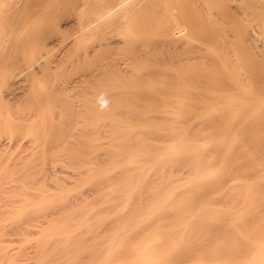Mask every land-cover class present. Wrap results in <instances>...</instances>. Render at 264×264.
I'll use <instances>...</instances> for the list:
<instances>
[{
    "label": "rangeland",
    "instance_id": "374dc122",
    "mask_svg": "<svg viewBox=\"0 0 264 264\" xmlns=\"http://www.w3.org/2000/svg\"><path fill=\"white\" fill-rule=\"evenodd\" d=\"M26 1H29L30 2L31 0H23V1L20 0L18 2H13L12 3L13 6L11 5V7L9 9V13L10 14L4 13V15H3V17L5 16L4 19H2V16H0V19L3 20V21L0 20V22L1 23L3 22V24L5 25L4 26L2 24V26L4 27V31H3V28H1L2 26L0 27L1 28L0 29V35L5 34V36H6V34H8V32H10V36H9V38H10L9 40L10 41L9 42H11V39L13 37H15L14 34H13V31H14L15 35H16L17 32L20 33V31H17V29L20 26H17V25L15 26V24L20 21V19H18V17L24 16V13L20 16V14L22 12H25V14H28L27 12H29V10L31 8V4H30L31 2L30 3L29 2L26 3ZM19 2H20V4H18ZM22 2H24L27 5H28V3L30 4L29 5L30 7L27 6L28 7V10L26 9L27 12L25 11V8L23 7L25 5H23ZM173 3H174V0H164L162 6H160V8L162 10H164L163 7L166 8V6L173 5ZM194 3L197 6L196 9H193V8H191L189 6L188 7H185L184 4L179 3V8L177 10H175V12H176L177 15H180V12L179 11H181V10H184V11L187 12L186 15H185L186 18L188 17L187 18V24H185L184 26H182L184 28V31L181 32L183 35L177 41V45L179 46V45H183L186 42H189L190 45L193 46V51L189 55L190 56V59H191L190 62L195 63V65H197V67H196L197 69H196V72L195 73L199 72V73H197V74H199L198 76H196V74H194V73H191V74H194V76L192 75L194 79H195V77L197 78L195 81L193 80L194 81V84L196 83L195 84L196 86L194 85L195 86V89L197 88V89H200L199 91H202V89L205 88L206 89V90H204L205 91V94H207L210 91L209 94H208L209 96L207 95L208 97L206 98L205 95L202 96V94H204L203 91H202L203 93H201V95H200L198 93L199 92L198 90H193V93L194 94H195V92L197 93L195 95L193 94L195 96L194 99H196V97H197V99L199 101L198 100H196V101L199 102V103L201 102V104H200L201 106L204 105V104L206 105L207 103H208V105H209V103H210V105L212 103H214V105H215V104H218L219 103L218 102L219 100H221L219 98V97H221L220 96L221 95V92H223V93H226V92L232 93L233 92L234 93L236 91V93L239 94L240 91L239 90H236L237 88H235L234 83H232L228 78H226L227 73L229 72V71L227 72V69L228 70L230 68L233 69L232 67H234V65H236L235 64V60H238V59L242 63H244V65L246 63L247 66L245 65L244 66V69H245V67H247L246 68L247 75H250V76L252 75V77H251L252 79L251 80L253 81V85H252L253 88L251 89V87H248L249 85L247 87L249 89H251V90H255V91L257 90L256 91L257 94L260 93V95L264 96V0H196V1L194 0ZM21 4H22V6H21ZM19 6L21 8H19ZM164 12H165V10H164ZM16 13H17V16L18 17L16 16ZM6 17H8V19L10 18V20H6ZM14 17H15V19L17 21H15ZM160 18H161V21L163 20L162 23L165 22L166 14L164 16L160 17ZM5 20L9 24L11 23V20H12V23L10 25H11V27H13V29L11 27H9V24H7V22ZM155 21L157 22V20H155ZM60 22H61V25H62V27L64 29L65 34H66V37H65L66 40L65 39H62L61 37H57V36L54 37V38H50L49 39V41L51 42L50 47H52V49H53L52 50L53 52H51V54L53 53V57L52 56H49V58L47 57L50 60L59 59L60 56H61V58H64V56L67 57V52L69 53L71 51L70 54H72L75 51L76 47H77V46H75L76 44L75 45L72 44L73 45V48L71 47L72 45L69 47L70 49L68 48V50L65 48L66 43L72 42L71 40H73V38H75L74 37L75 36V31L78 30L77 29L78 28V24L75 21H74L75 22L74 23V22H71V20L69 21L68 19L62 20ZM18 25H21V23H19ZM14 26H15V28H14ZM5 27L7 28L6 29V32L7 33L5 32ZM146 27H145V29H148L149 28L148 30H145L146 32L147 31L152 32L150 30V27L148 25ZM154 27L151 26V29H154ZM165 27L166 26H163V28H165ZM27 28H26V30H27ZM30 28L31 27L28 28L29 29L27 31L28 33L29 32L31 33V29ZM9 29H10V31H8ZM1 30L3 32H5V33H3V32L1 33ZM22 32H24V34ZM25 32L26 31H21V33L23 34L22 35L20 33L22 37L18 33L20 37H17V38H22V39L25 38L26 40L25 39H23V40L18 39V45L19 46L16 45L17 47L11 48V51L10 50L8 51L7 48L9 49L10 48V45H11V47H14L15 44H17V42H15V40H14V42H12V43L9 44L7 41L4 40L5 39L4 38L5 36H0L1 37V39H0V48H1V46L3 44H4V46H6L5 42L8 43L7 44L8 47L7 46L5 47L6 50H3L2 48L0 49V51H1L0 53L1 54H2V52H4V54H2V55L0 54L1 55L0 56L1 62H2V60L5 57V59L3 60V62L4 61L5 62L4 63H1L0 62L2 65L3 64L5 65L4 67L3 66H0V70H1L0 72L1 73L2 72L4 73L6 71L10 72L9 70L12 69L11 71H14V72H10V73H12V74L14 73L15 74L14 80H12L10 82V84H13V86L11 85V87L13 88V89L11 88L12 89L11 91H13V94L14 95L11 94L12 92L11 93L8 92L10 90V88L7 89L8 91H5V93H7L6 95L3 92L6 87H3L4 89L1 88V89H3L2 92H1L2 93L1 95H5V98L3 97L4 98L3 99L4 102L6 101L5 99H8V98H6L7 95L10 94V95H8V96H10L9 97V100H8L9 104L6 103L7 101L5 103L8 104L7 105V110H9V112H11V116L13 115L12 118L14 117L13 120H12L13 121L12 126L14 128L12 127L13 128V131L12 132L10 130H8L9 128H8L7 124L5 123V121H4L5 119L1 120L2 119V117H1V119H0L1 120L0 121L1 122L0 123L1 124L0 125V128H1L0 129V154H1L0 155V160L2 162L4 160V162L6 161V163H2L0 161V164H2V165H0V180H1L0 181V204H1L0 205V214L2 213L0 215L1 216V218H0V228L1 229L0 230H2V227H3V230L0 231V264H86V263L87 264H115V263L118 264V262H120V261L122 262V259L121 258H124V256H125L124 253L126 251V244H124V239L127 238V237H129L128 238L129 241H131L132 239H134L136 241L138 239V236H141L142 235V232H143V230H142V228H143L142 226L143 225L142 224L145 225V223H146L147 220L144 223H141V221H144L145 219H148L149 221H151L148 218L150 216V213L153 215V216L151 215L152 217L150 216L151 219H154L153 217H157L155 215H158L159 214V212H157V211L158 210L160 211V208L158 210L155 209L158 214L154 213L155 212L154 210H153L154 211L153 213L150 212V210H152L150 208L153 207L155 204H157V206L160 205L161 203H164L165 204V202H163V201H165V199L167 198V196H168L167 194H169V193H171V191H173V190H171L172 189L171 187L174 186V185H172L173 184L172 182H174V184L175 183L177 184L178 181H180L178 179H181V181L186 182V181H184L186 179L185 177L188 175L189 177H187V179L190 178L191 177V174L192 175L195 174L194 173L195 170L197 171V169H198V168L196 169V167H194L193 165H192L193 167L192 166H190V167L187 166V168L184 169V167H186V165H190L191 164V161L190 160H187V162L190 161V164H186L187 163L186 160L185 161L183 160L184 162H186L185 165H184V162H183V165H182L181 164L182 162H180V161H179V164H175L178 161H175V163L173 162L174 163L173 164L172 161L169 160V162H171L172 165H175V167H173V168L172 167L170 168L169 166H172L171 163H168L166 161L167 162L166 168L164 167L166 162L164 163V165L161 166V167H164L165 168V171L160 170L161 168L159 167V170H160V172H159L158 170H156L157 168H155V171L158 172V173L156 172V174H153V173L150 172V171L154 170L153 168H152V170H150V168H148L150 170L149 173H148V175L151 173L150 175L153 174L156 177V179L155 178L152 179L151 176L149 175L148 178L150 179L151 182L149 180L148 181L146 180L147 182H145V181L144 182H141L143 180H139V182H136L139 185L134 183L136 185V188L138 187V189H135V191H136L135 192V195L137 194L140 197L137 198V195L135 196L134 194H132L134 191L132 193L130 192L131 194L129 193V195L131 197H132V195H134L132 198H130V200L132 199L134 201H132V200L129 201V199H128L129 197L127 198V196H129V195L128 194L127 195L124 194V190H125L124 188L125 187L122 184H124L123 182H126L127 183V181H125V179L127 180L128 177L126 178L125 176L134 175V174H137L139 172V170H137L134 167V165L136 166L137 163L136 164L135 163L134 164L132 163L133 166H132V164H130V166H132L131 167L132 169L130 167H125V166H122V165L121 166L119 165L117 167L116 165H112L113 163L111 164V161L112 160L114 161V159H117V158H119V156H121V154L119 152V148H120V150L121 149L122 150L124 149V151H125V148H127L125 146H124L125 148H122L121 147V146H123L124 143L121 146L120 145L119 146H114L116 143L113 145V143L111 142V140L114 139V137H116L115 135L117 133L119 134V130H121L120 128L118 129V126H116V125L119 123L118 125L122 126L123 127L122 129H124V130H125V127H127V126H125V124L128 121H129L128 122L129 123V126L134 127L131 124H134V125L135 124H139L137 126L140 129L142 127H139V126H141V125H143L145 123L148 124V127H147V125H145L146 126V129H149V123H153L152 124L153 126L155 124L157 125V127L158 126H161V129H162V125L163 124H164L163 126H166V125L168 126L171 123L174 125V123L172 122L173 115H170L169 112L165 111L167 109V106H170V107H168L169 110L172 107L171 106L172 103L171 104L168 103V100L171 98V96L165 94V95H167V97L170 96V97H168L169 98L168 100L164 96L161 97V98H166V102H167L166 103L165 102V99L164 100L163 99H160V97L159 98H153L154 100L152 98H151V100L150 99L148 100V97H146V95L143 94L144 96L139 95L141 98H139V96H138V98H139L138 99L137 98V94H131L130 93V96L131 95L133 96V97L131 96L132 98H134V99L137 98L138 99V100H134L133 99L134 100V103H133V102H131L133 100L129 96V93L128 92H127L128 93V96H126V93L125 92L123 94H119L121 92L120 88H117L116 86H113L112 85V84H114V81L111 79L112 76L109 77V74L108 73H105V75L102 74V76L99 75L101 77H97V76H94L93 77L92 75H93V73L95 71V67H94L95 62L97 60H99L100 57L104 56L106 53H109V52L112 51L113 46H111V45H109L110 47H112L111 49H109L110 47L107 48V46L105 45L106 48H104V47L101 48V49H103V50L100 51L101 53L99 52V49H97V52H98L97 55L95 54L97 52H95V53L92 52L91 53L92 55L90 54L89 57L83 58V60L80 59V61L78 60V62L77 61L76 62H72L71 59L70 60L69 59H67V60L65 59L66 61L64 62V64H62L60 66L59 65L56 66V64L53 61V63L49 64L48 66H44V67L41 68L40 67L41 64L39 63V61H44L46 59L43 58V57H41V54L39 56L38 53H35V54L33 53V55H35V58L36 59H35V61L30 62V60H29V58H30L29 57L30 56L29 45H28V47H24V45L27 44L26 42H29V40H27V37L29 36V38H30V35L27 36V34H28L27 33L26 36H25ZM12 34H13V37H12ZM23 36H25V37H23ZM2 37H3V39H2ZM145 38H147V39H145ZM1 40H4L5 42H2ZM6 40H7V38H6ZM143 40L145 42V40L148 41L149 39H148V37H144ZM22 41L25 44H23V43L21 44ZM137 42L139 44V41H137ZM1 43H3V44H1ZM134 43L136 44V42H134ZM134 43H131L132 45L128 43V44H125V46L126 45L127 46H129V45L130 46H133ZM112 45H114V44H112ZM20 46L21 47H24V49H22ZM125 46H124V44H122V45L117 44V45H114L115 48L113 50H115L117 47H125ZM19 47L21 48L20 51H19V49H20ZM50 47H49V49L51 50ZM73 49H74V51H73ZM220 49H221V51H220ZM13 51H14V53H13ZM25 51H27L26 52L27 54L25 53ZM6 52H8V53H6ZM11 52L13 54H15V55H13V60L15 62L13 60L11 62H7L6 61L7 59L9 61L12 59ZM22 53H24V54H22ZM112 54L115 57V55H114L115 53H112ZM112 54H110V55L112 56ZM234 54H236V55H234ZM107 55H106V57H107ZM117 55L118 54H116V57L115 58L113 57V60L114 61L117 60V62L121 66V69L124 70V75L126 77L130 78V77H134V76H144L147 72H151V71H148V69H144V68L140 69L138 67V65H137V61H133L132 59H129L128 56L121 57V54H120L119 55V58H117ZM91 56H93V57H91ZM6 57H9V58H6ZM14 57L17 58V59H15ZM109 57L107 59H105L104 61L101 60L99 63L100 64H103L104 62L111 60L110 58H112V57H110V58ZM75 58L77 59L78 57L76 56ZM216 58L217 59H220V60L218 61ZM222 58H224L223 60H226V61H223V63H222V60H221ZM143 59H144V57H143ZM151 59L153 60V58H151ZM206 59H207V61H206ZM148 60H150V59H148ZM203 61H204V66H203ZM205 61H206V63H205ZM12 62H13V64H12L13 66L9 67V65ZM159 62H160V67H159L160 69L158 68L156 72H160V73H156L157 75L154 78L155 81L157 82L156 79H158L159 81H164V82H166V81L168 82L169 81V82H172V77H171L170 74H172L174 71L169 66L170 63H171V60L170 59H166L165 57H162L161 59H159ZM224 62H226L227 68H226V66H224ZM5 63H8V64H5ZM207 63H208V65H207ZM32 69H33V71L36 72V76L35 77H34L35 74L33 75V73H32L33 72ZM97 71L103 72V69H98ZM242 71H245V70H242ZM37 72H39V73H37ZM243 73H245V72H243ZM158 74H160V75H158ZM35 78H37V79H35ZM100 80L103 82V84L101 85L102 88L99 85V83H100L99 81ZM107 80H109L107 82L108 84L106 83ZM145 81L146 82L147 81L149 82V80H147V79L144 80V82H142L140 80V82H142V83H145ZM216 81H217V83L215 84ZM218 82H220V83H218ZM255 82H256V84H254ZM197 85H198V87H197ZM214 86H217V87L215 88ZM191 87H192V85H191ZM191 87H190V90L187 89V88L186 89L189 90V91H191L192 90ZM148 88L149 87H146L147 91H144V92L149 93V89ZM167 88H168V86H167ZM170 88L171 87H169L168 89H170ZM210 88H212V91L214 92V94L211 93V89ZM217 88L220 89L219 92L217 91L218 90ZM146 89L143 88V90H146ZM151 89H153V88H151ZM168 89L167 90L165 89L166 91H168L167 93H169V92L171 93L172 90L170 89L171 91H169ZM208 89H210V90L208 91ZM25 91H26V93H25ZM163 91H164V89L162 90V92ZM184 91L182 90V92H184ZM186 91H185V93H186ZM189 91H187V92L189 93ZM151 92L153 93V91H151ZM151 92H150V94H152ZM157 92H158V90H157ZM173 92L171 93L172 97H174V95H175V94L173 95ZM215 92H217V93H215ZM256 92H254V93H256ZM164 93H165V91H164ZM180 93H179V96H177V97H180L181 95H183V96H181V98L184 97L182 100L183 101H186L187 98L185 96V93H181V95H180ZM236 93H234V94H236ZM47 94H48V96H47ZM153 94H155V93H153ZM190 94L191 93H189V95ZM211 94H213V95H211ZM123 95H124V97H123ZM135 95H136V97H135ZM161 95H164V94H159V96H161ZM186 95H187V93H186ZM189 95L187 97H189ZM215 95L217 96V98H216ZM14 96L16 97V99H15ZM39 96L42 99L41 102L43 103V108L45 107L44 109H46L44 111H46L47 113L50 112V114L49 113L47 114L45 112V115L43 113H41V115L42 114L43 115H42V117H41V115L39 116L40 119H39V117L36 118V116H37L36 115V112H38V110L40 108V106L38 105V104H40V102H38V97ZM10 98H12V99L10 100ZM22 98H24V100ZM174 98H173V100H174ZM191 98H193V97H190L189 100ZM125 100H128V101H126V103H125ZM54 101H56V102H54ZM138 101H140V102H138ZM163 102H164V104H163ZM197 102H195V100H194V103H197ZM167 104H169V105H167ZM198 104H196L194 107L196 108V106H198V109L197 108L196 109H197V111L198 110L200 111V108L199 107H201V106L198 105ZM148 105H150V106H148ZM159 105H160V107H159ZM128 106H131L133 109H131V107L129 108ZM46 107H48V108H46ZM55 107H56V109H55ZM43 108H42V110H43ZM70 109H72V110H70ZM145 109H147V110H145ZM151 109H154L155 111L154 110H151ZM157 109H159V110H157ZM162 109H163L164 112L162 111ZM171 109L173 110V108H171ZM126 110H127V112H124ZM138 110H142L144 112L145 116H147V117L146 118H144V117L142 118L143 112H142V115H137L138 112H140ZM261 110L259 109V111H258L257 109H255V110H252L251 109L250 116H249V117H251V120H248L250 118H248V115L245 112L243 114L241 113L243 116L240 115V116H242L243 120H244V116H246L245 119L248 118V119H246V121H244V125L247 126V124H248V126H247L248 128H246V130L243 129L244 126L242 124L243 123V120H242V123H240V124H242V126L239 124V127L240 126L243 127L242 129L245 132L242 131L241 129H240V131L242 133L243 132L244 133L248 132L246 134L247 135L249 134L248 136L251 139L249 137H247V135L245 136L244 133L243 134L241 133V135H243V136L249 138L250 140H252L253 142L249 140V142L250 143L252 142V144L253 143L256 144L257 141H259V143L256 144V146H257L258 149L256 147H254V149H253L252 148L253 145L252 144L250 145V143H248V144L245 143V141H248V139L246 140L245 137H243L245 140L242 143L247 144L248 147L245 146V145H243V144H241L242 148L240 149V147H241L240 146L237 149L239 152H237V150H236L237 155L238 154H240V155L242 154L241 155L242 157L241 156L240 157L237 156L238 157L237 160L238 161L240 160L241 162H242L241 158L243 159V156L244 155L246 156V157L245 156L244 157L247 160L249 152L252 153V155L250 154V156H252L253 158L250 157L249 159L250 160L253 159V160L251 161L252 162L251 163L252 165L250 164L249 168L246 167V165H247L246 162L244 163V161H243V163L245 165L242 166L239 163L240 161L239 162L238 161H235V165H236V162H238L237 165L240 164V166L241 167H244V168H239V167L236 168L235 165H234L233 171L230 172V171L227 170L228 173L227 174L224 173V175L221 172L222 174L220 173L221 174L220 177L221 176L222 177L219 178V180L216 183L214 182V185H212L213 183L210 180V182L212 184L210 182H204V183H207V184L209 183V185L211 184V186H209L207 184H206L207 185L206 186L204 183H202V184L198 185V187H194L193 186L195 188L194 190L193 189H190V188H193L190 185H189V187L187 186L188 193L191 192V191H189V189L195 192V190H197V189L199 190V188L201 189L203 187L201 191H199V192L197 191L196 194L194 193V195H195L194 197L192 196L193 194H191V193H190L191 196L190 195H187L188 193H186L187 192V190H186L187 188L186 187H185L186 188L185 189L186 192H184L185 190L183 191L182 188H180V187H182L181 185H185L186 186L187 184H183L181 182L180 187L178 185V189L180 188L178 191H180V192L183 191L180 195L176 191V194L179 197L180 196H183L184 195L183 193H185V196L187 195V198L185 196H183V199H185V198L188 199V196H190L191 198H193L194 201L193 202L191 201V205L190 206H192L194 204H195V206H192V210H194L195 207H197V206H198L197 208H199L202 205L201 204L202 201L205 202V200H206L205 205L206 204L207 205L208 204L210 205L211 203L209 202V199L212 200V198L213 197L215 198L216 195H218L219 197L217 196V198H215L216 200L215 199L213 200V203H212L213 205H211L213 207H217L219 209V207L221 205H223V208H224V211L225 212H226V209L227 210H230V211L231 210L233 211L234 207L237 206V205H238L237 207H239V208L240 207H243L242 205H240V204H242V203H240L241 201H239L242 198H240V197H238L236 195L235 196L238 197V199L236 197H234V196H231V197L230 196L229 197L227 196L229 194L226 193V186H227L228 182L229 183L230 182L232 183L236 179H239L240 180L241 178L242 179L244 178L245 180H250L252 178V175H256V174H260L261 172H264V167H263L264 166V147H263L264 146V112H263L264 111V108H262ZM32 111H33V113H32ZM72 111H73V113H72ZM149 111H150V113L148 114ZM152 111H154V112H152ZM253 112H255V113L257 112L256 118H255V116H254L255 114ZM94 113L95 114H98V115H95ZM159 113L160 114L162 113V114L160 115ZM223 113H226V112H222V113L219 112V116L222 115V116H220L221 119L218 116V114H217V117H216V115L212 116V117H214L215 120L210 116V119L211 118L213 119V120L211 119V121H212V123L214 125L218 126L217 123L219 124V122H220L219 125H221V128H222V126L224 124H226V122H224V124H222L221 122L225 121V119L228 121V119H227L228 116L226 117V115L229 114L230 112H227L225 115ZM251 114H252L253 118H252ZM28 115L32 119H30L29 117H27ZM51 115H53V116H51ZM113 115H114V118H113ZM167 116H168V118H167ZM170 116H172V117H170ZM179 116H181V115H179ZM179 116H178V120L179 121L182 118L183 119L186 118L184 115H182V117H179ZM229 116L231 118H233L232 115H229ZM240 116L238 115V116H234V117H235V119H236V117H238V119H239ZM124 117L127 120H125ZM164 117H166V118H164ZM6 118L8 119L9 117H6ZM94 118H95V120H94ZM170 118H171V120H170ZM179 118H181V119H179ZM188 118L186 120H188ZM206 119L208 120V118H206ZM37 120H39V121H37ZM44 120H46V121H44ZM119 120H123L122 121L123 123L121 121H119ZM184 120L181 121V123L183 122L182 124H184ZM186 120H185L186 123L188 121L190 122V120H188V121H186ZM240 120H241V117H240L239 121ZM41 121H42V123L40 124ZM203 121L205 123V120H203ZM203 121L202 120L200 121L201 122L200 125L204 124ZM247 121H248V123H247ZM249 121L252 124H250ZM93 122H95L97 125H94L95 123H93ZM116 122H118V123L116 124ZM206 122H209V123H206V125L207 124H209V125H207V126L206 125H203V127L206 126L205 129H207V128L209 129L210 126H211V128L209 130L207 129V132H206V130L202 126L201 127H198V126L195 125L194 128H196V127L197 128H200V129L202 128L203 129L202 134H205V133L206 134H208V133L209 134H215V132L217 134V131L218 130L215 131V132H213V131L215 130V128L217 129L219 126L218 127H216V126L214 127V125L210 122V120L209 121H206ZM236 122H238V121L236 120ZM245 122L247 124H245ZM46 123H47V125H46ZM114 123L116 124L115 126L113 125ZM120 123H122V124H120ZM182 124L179 123V124H175V125H182ZM210 124L213 125V128H212V125H210ZM126 125H128V124H126ZM171 125L168 126L169 127L168 129L171 128ZM15 127H17L16 130H15ZM36 127L39 128V129H37ZM157 127H156V129H157ZM134 128H136V127H134ZM150 128H151V129H149L150 132H148V130H146V129H144V130H146V132L143 129H141L144 133L142 131H140V132L137 131V128H136V130L133 133H134V135H137L139 133L138 134L139 137L136 136L137 138H134V135H133L134 140L137 141L138 138H141L142 137V139H144V140L141 139V141H144L145 142V140H146V142H151V144H153V145H151L149 143V145H151V147L152 146H155L156 144L157 145L159 144L158 147H157V145L155 146V147H157V150L158 149L160 150V148H161V150L164 149L165 147H163V148L161 147V146H164V145H161L160 146V144H162V143L165 144V145L169 144L170 141L172 140V135L174 134L173 131L172 132H169V130H166V132H169L170 134H168V133L165 132L166 135H164L163 133H160V132H164V130H165L166 127H163V129H164L163 131H161V129H157V131H156L157 133L155 131L151 132L152 130H156L155 128L153 129V127H151V124H150ZM194 128L192 130V132L194 131L193 133H196V134L200 133L201 134V130L202 129L201 130L198 129L200 131L197 133L196 132L197 129L194 130ZM221 128L219 127V129H221ZM116 129L118 130V132L115 131ZM211 130H213V131H211ZM136 131H137V133H135ZM124 132H128V131L126 130ZM141 132H142V134H140ZM111 133H112V135H111ZM218 133H219V131H218ZM122 134H121V136H122ZM125 135H126V133L124 134L123 137H125ZM130 135H132V132L130 133ZM251 135H252V137H251ZM121 136H120V139H123ZM127 136L129 137V134ZM255 136H256V138L254 140V137ZM259 137H260V139L263 138L262 141H260ZM46 138H47V140H45ZM92 138H94L93 139L94 141L97 140L96 141L97 144H100V145H96L97 146V147L95 146L96 148L93 147V149H92V146H94L95 143L92 142L93 141ZM133 138L131 136L130 139L133 140ZM85 139L86 140L87 139L88 140H92L91 141L92 144L94 143L91 146V150L93 152L89 149L90 148L89 145H86L85 147H88L89 146L86 149H89L90 151L89 150H87L86 152L84 151V150H86L83 147L85 145V143H84V140ZM88 140H87V142H88ZM44 141H46V143ZM54 141H55V144L57 145V143H58L60 147L59 146H58L59 148L52 147V151L51 152H50V148H48V150H46L47 144H48V146H50L52 143L54 144ZM87 142H86V144H87ZM260 143H262V144H260ZM80 144H81V146L83 145L82 146L83 149L81 148V146L79 147ZM43 145H44V147H43ZM110 145L111 146L113 145V146L111 147ZM125 145L127 146L129 144H125ZM249 145L252 146L251 147L252 150H250L251 148L249 149ZM258 145H259V147L261 145L260 149H259ZM243 146L246 147V148H248V149L244 148ZM94 148L96 150H94ZM113 148H115V149H113ZM81 149H82V152H83V156L81 155L82 152H80ZM153 149H154V152L157 151V150H155V148H153ZM244 149H246L245 150L246 152L244 151ZM5 150H7L8 152L7 151L5 152ZM41 150H42V152H41ZM151 150H152V148H151ZM43 151H44V153H43ZM54 151H55L56 154L54 153ZM214 151H216V150H212V153H216V152H217L216 154L219 153L218 151H216V152H214ZM121 152H123V151H121ZM3 153H4V155H2ZM50 153H51V155H50ZM92 153H93V155H92ZM222 153H223V151L221 152V154ZM77 154H80V155H77ZM112 154H113V156H112ZM117 155H119V156H117ZM219 155H220V153H219ZM47 157H48V159H47ZM111 157H113V158H111ZM51 158H53V160ZM82 158H84V159H82ZM124 158H125V156H124ZM9 159H10V161H8V163H7V160H9ZM13 159H15V160H13ZM120 159H121V157H120ZM249 159H248V161H250ZM176 165H178V166L176 167ZM26 166H28V167H26ZM100 166H102V167H100ZM112 166H113V168H115V166L117 168L113 169ZM127 166H129V165H127ZM138 166L139 165H137V167ZM103 167H104V169H103ZM121 167H124L123 168V171H122V168ZM245 167H246V169H247L248 172L245 170ZM250 167L252 169H254V170H252ZM21 168L24 169V170H21ZM106 168H107V172L105 170ZM164 168H162V169H164ZM190 168H191L192 171H193L192 168H194L195 170L191 173ZM230 168H231L230 170H232V167H230ZM99 169L100 170H103V171L105 170L104 172L107 173L108 175L106 174V176H105V173L104 172H103L104 174H102L104 176H97V175H95L96 172H99L100 171ZM144 169L148 171V169H146V168H144ZM144 169H143V171H144ZM236 169H237V172L238 171L240 172V174H239V172H238V175L236 174ZM238 169H242V171H240ZM110 171H111V174L109 173ZM130 171L132 173H130ZM155 171H154V173H155ZM227 171L225 170L223 172H227ZM244 171H246L247 174ZM259 171H260V173H259ZM241 172H243V174ZM28 173H30L33 178ZM141 173H142V171H141ZM162 173H164V175ZM173 173H174V175H173ZM188 173H190V174H188ZM45 174H48V175H45ZM143 174H145V171H144ZM232 174L233 175L236 174L237 177H239V175H241V176L242 175H245V176H247V178L245 176L244 177L243 176L242 177L240 176V178H236V176H235V178H236L235 179L234 177H232L233 176ZM262 174H260L261 175L260 177H262L263 178L262 180L264 181V175H262ZM118 175H119V177H118ZM167 175H169V176H167ZM21 176H22V178H21ZM28 176H29V180H28ZM136 176H138V174ZM157 176H158L159 179L157 178ZM160 176H161V178H160ZM229 176L232 177V178H230ZM249 176H250V178H249ZM15 177H16V179H15ZM17 177H18V179H17ZM99 177H100V180H99ZM164 177H166V178H164ZM257 177H259V175L258 176H255L254 178H256L258 181L251 180V181L255 182L256 184L257 183L259 184V185L257 184L258 185L257 186L255 183H253L256 187H254V186L252 187L253 189H256L257 187L259 188V190L257 188L256 191L252 190V191L255 192V193L253 192V194H255V195L252 194L253 195L252 196L253 203H254V200L256 202V203H254L255 204V208H254L255 211L254 212L251 211L253 214L250 213L252 215H250V217L248 216L250 219L248 217H246V219L248 218L247 220H249V223L251 221V223L249 225H251L252 223H254V225H255L257 223V225H255V226L256 227L258 226V227L257 228L256 227H253V228L256 229V230L258 229L257 231H260L261 230V232L264 233V197H263L264 196L263 195L264 194V184H263L264 182H262V180H261L260 177L259 178H257ZM20 178H21V180H20ZM91 178H93V179H91ZM145 178L147 179L146 176H145ZM183 178H185V179H183ZM228 178H230L231 180L234 178L235 180L233 179L232 181H229ZM13 180H15V181H13ZM23 180H25V183L26 184L24 183ZM26 180H27L28 184H27ZM237 181L238 180H236L235 182H237ZM259 181H260V183H259ZM22 182H23V184H22ZM119 182H121V183H119ZM148 182H150V183H148ZM261 182L263 184V187L261 186L262 185ZM168 183H170V184H168ZM17 184H18V186H17ZM24 185H26V186H24ZM135 185H133V186L135 187ZM162 185H164V186H162ZM168 185H172V186H169L171 189L170 188L168 189ZM121 186H123V187H121ZM131 186H129V187H131ZM199 186H202V187H199ZM139 187L140 188L142 187V189H140ZM25 188H26V190H25ZM104 188H105V190H104ZM114 188H116L117 191ZM112 189L114 190L115 193L113 192ZM173 189H174V187H173ZM6 190H7V192H5ZM96 190H97V192L99 194L96 193ZM131 190H133L132 187H131ZM167 190H169V193H167ZM228 190H227V192H228ZM230 190H232V189H230ZM261 190H263V191H261ZM103 191L105 192V194H104ZM118 191H120V192H118ZM164 191H166V194L163 195V196H165V199H161L160 202H159V204H158V201L157 200H159L160 198H163L162 193H164ZM212 191H213V193H216V195H214L213 193H211ZM223 191H224V193H222ZM37 192H40V193H37ZM46 192H48V193H46ZM116 192H117V194H116ZM217 192H219V193H217ZM257 192L258 193H261L262 192V194H257ZM4 193H5V195H4ZM113 193L116 196L115 195H113V196L110 195V194H113ZM120 193H122V194H120ZM208 193H209V195H208ZM210 193L213 194V196ZM152 194H153L154 197L152 196ZM225 194H227L226 195L227 197L225 196ZM256 194L258 196H256ZM45 195H46V197H45ZM117 195L123 196V198L118 197ZM196 195H197V197H196ZM199 195H201V196H199ZM205 195L206 196L208 195V196L205 198ZM230 195H231V193H230ZM18 196H20V197L18 198ZM38 196L39 197L42 196V197L38 198ZM150 196H152L153 199ZM176 196H174V197H176ZM254 196H255V199H253ZM8 197H9V199H8ZM15 197H17L18 201L16 200ZM174 197H173V199L175 200ZM209 197H211V198H209ZM232 197H234V199H232ZM134 198H136V200L139 201V202L135 201ZM148 198H151L150 199L151 201ZM155 198H156V200H155ZM262 198H263V200H262ZM173 199H171V198L169 199L170 201H168L169 202V205L168 206L164 205L166 207V209L164 207V210H167L168 209L167 207H169V206L172 207L171 205L173 203H170V202H172V201L174 202ZM176 199H178V197ZM186 199L184 201L185 203L186 202H190L189 199L188 200H186ZM1 200H3V201L1 202ZM19 200H20L21 203L19 202ZM228 200H229V202H228ZM259 200H260V202H259ZM4 201H5V203H4ZM11 201H12V204L13 205L9 203ZM13 201H15V202H13ZM40 201L41 202H44V204L41 203ZM199 201H201V203ZM6 202H7V205H6ZM39 202H40V204H39ZM130 202H132V203L130 204ZM148 202H150V203H148ZM168 202H166V204ZM235 202H236V204H235ZM90 203H91V205H90ZM138 203L140 204L139 206H138ZM112 204H113V206H112ZM127 204H128V206H126ZM152 204H154V205L152 206ZM189 204L186 203L187 206H189ZM198 204H200V205H198ZM228 204H229V207L231 209L228 206H227L228 208H225V206L228 205ZM234 204H235V206H234ZM16 205H19V206H16ZM70 205H72V206H70ZM133 205H135V207ZM141 205H143L144 207L141 206ZM149 205H151V207ZM186 205H184V208H185ZM214 205H216V206H214ZM253 205H252V209L254 207ZM35 206H37V207H35ZM64 206H65V208H67L69 206L70 207H74L75 206L74 208H72V210L74 209L72 211L74 215L72 214L71 218L69 217V218L66 219L65 215H67V213L68 214L69 213L71 214V211H70L71 209L69 207L68 208L69 209V212H68L67 209H64ZM80 206L82 207L83 210L81 209ZM84 206H85V208H83ZM161 206H163V205H161ZM161 206H158V207H161ZM231 206H233V207H231ZM34 207H35V210H34ZM62 207L67 212L65 211L66 214H64V211H63V214L64 215L62 214L61 215L62 216L61 218H60V215L58 214V216H56V218L51 219V220H48L46 222L47 224L42 222L43 223L42 224L43 227L41 225H40L41 227L39 225H38L39 227L37 226V223L39 222V221H37V219L41 220L43 214L45 215V214H47V213H49L51 211H55V210L62 211L63 210ZM94 207H95V210H93ZM148 207H150V208H148ZM155 207H156V205H155ZM237 207H235L236 210L238 209ZM6 208H7V210H6ZM124 208H126V209H124ZM127 208H129V210ZM131 208H133V209L136 208L137 210L134 209L136 211L133 212L134 210L133 209L131 210ZM144 208L145 209L147 208L146 209V212H144V210H145ZM148 209H149V212L150 213L147 216ZM162 209H163V207H161V212H162ZM169 209H168V211H167L166 214L164 213L165 211L162 212V214L160 212V214H161V216L164 214L165 216L164 215L163 216L165 218H169L168 221L170 222L172 219H174L177 216L176 213H179V212H177V210L175 211L176 213L175 212H172L173 214L175 213V216H174L172 213L169 212ZM189 209L191 210V208H188V210ZM235 209H234V211H235ZM18 210H20V211H18ZM89 210H90L91 213L89 212V214L87 213V215H86L85 213L88 212ZM183 210L184 209H182V214H178V215H181L182 216L184 214L183 213ZM45 211H46V213H45ZM171 211H173V207H172ZM9 212H11V213H9ZM82 212H83V214H82ZM139 212H141V213H139ZM184 212H186V213L187 212L188 213L189 212L190 213H193L192 211H184ZM225 212L224 213L223 212L221 213L222 214V217H220V214L219 215L217 214L218 217H220L218 219L216 218L217 216L215 218L211 216L213 218L212 220L215 221V222H213L212 220H210L211 223L210 222H207L206 223L204 221L207 218L211 219L210 216L205 219V217L207 215H204V218H203V221L205 223L202 220L201 221L198 220V219L202 218L199 215H198L199 218H197L198 216L196 217V219L194 218L196 220V222H194L195 220H193V218H192L191 220H192L193 224L195 223V225L192 224V226L194 227V228L193 227L192 228L194 230H196V231H192V229L191 230L189 229L190 230L189 232H192V233L188 234L189 232H187V234L189 235L188 236L189 238H190V235L191 234H193V235L194 234H197V235H194L196 237V239L198 238L197 236H199V235L201 236V235H204L205 234V237L207 239L204 238L203 236H202V238L199 236L200 237V243H203L202 242L203 240L201 241V239L204 238V239L207 240L206 243L207 244H210L209 245L210 247L212 245V249H213V246H217V248H218L217 251H219L218 254L220 256L217 255L216 253H215L216 255L215 254H213V255L211 254V255L212 256L215 255L214 256L215 257V260L218 259L219 257L220 258L223 257V258H221V261L218 259V261H219V262L217 261L218 264H220V262L222 263V261L224 262L223 259L224 258H227L228 254L230 256H231V254H232V256L233 255L237 256V254H239V255L242 254L243 255L244 253L249 252L250 251L249 249H251L249 247V244H246L247 242H245V239H242L245 242V244H242L244 242L243 241L240 242L241 238L239 240V236L238 235H237L238 237L235 238V236H233V233L234 232L232 231V229L234 227L233 224H237V227L235 225L236 228H238L242 224L245 225V227H248L249 226V225L246 226L247 224H245L246 222H248V221L245 220V216L246 215L245 216L243 215L244 217L242 215L240 216L241 220H242V217H243V220H244V223H241V222H243V220L241 221L240 219H238V221L236 222V221L232 220L231 217H230L231 218L230 219L229 216H228V214L225 213ZM15 213H17L18 215L15 214ZM20 213H21V215H20ZM126 213H127V215H126ZM136 213L138 214L139 217L140 216H143V218L147 217V218H145L143 220H140V218L138 216H135V218H137V217L139 218L138 219L139 221L137 220L138 222L136 223V226H137L136 228L139 229V228L142 227L138 231L136 230V228L135 229L134 228L132 229L133 225L135 227V224L134 223L136 221H134V223H132V221H130V218H132L133 215H137ZM145 213H146V216L144 215ZM139 214H142V215H139ZM224 214H225V216H224ZM85 215H86V217H85ZM128 215H130L132 217H130V216L128 217ZM184 215H187V214H184ZM226 215L232 221L231 224L233 223L232 224V227H231L232 229L229 228L231 226V224H230V221H228L229 219L226 220V218H227ZM189 216H191V215H189ZM13 217H14V219H13ZM35 217H37V218H35ZM162 217H160L159 219L161 220ZM170 217L171 218L173 217V218L170 219ZM224 217H226V218H224ZM34 218H35V220H34ZM113 218H115V220ZM177 218H178V216H177ZM11 219H12V221H11ZM69 219H70V221H69ZM116 219L117 220L120 219V220L117 221ZM176 219H174L172 222H174ZM209 219H207V220L209 221ZM251 219L253 220V222H252ZM84 220H85V222H84ZM64 221H65V224H66V226L64 225L65 226V230H63L64 229L63 227H62L63 229H61L63 231H61L60 228H59V231L58 230L57 231L61 235H59V233L57 234L58 236L57 235H54L56 233L55 232L56 231L55 228L58 229V227L60 225H62V223ZM127 221L128 222H131V224H132L130 226L131 229L127 228V225L128 224L127 225L125 224V223H128ZM149 221H147V222H149ZM153 221H159V220L154 219V220H152V223H153ZM161 221L162 222H166L167 219H166V221L164 219H162ZM218 221H219V223L217 224ZM233 221L236 222V223H234ZM239 221H241L240 222V225H238ZM111 222H113L114 224L113 223L111 224ZM139 222H140V224L142 226H140V224H138ZM172 222H170V223H172ZM199 222H201V223L199 224ZM227 222H229L228 224H230V226L227 225ZM196 223H198L197 226H196ZM25 224H27V225H25ZM33 224H35V225H33ZM149 224H150V222L146 225V226H148L147 228H143L145 230L144 233H146L147 232L146 229L148 230V228L150 227ZM111 225L114 226L116 229L114 227H112ZM189 225H190V223H189ZM29 226H30V228H29ZM32 226H33V229H31ZM125 226H126V230L128 229V231L131 232V233H132L131 230H133V231L136 230V231H134L132 234L130 233L131 236L129 234H127V233H129L127 231L126 234L128 236L127 235L125 236V231L126 230L125 231H121V229L124 230V227ZM26 227L28 229H25ZM50 227L53 228L52 230H50L51 232L49 231V229H51ZM88 227H90V228H88ZM197 227H199V228H197ZM227 227H228V229H227ZM242 227H241V229H242ZM70 228H72V229H70ZM109 228H111V229H109ZM14 229L16 230V232H15ZM76 229H77V231H76ZM78 229H80L81 231L83 230V232H85V233L82 232V234H84L83 236H81L82 234L80 235L79 232H81V231L78 232ZM92 229L95 230V231H93ZM239 229L240 228H238V230ZM233 230L234 231H238L237 229L235 230V228ZM26 231H27V233H26ZM37 231L40 232V233H38ZM46 231H48V233ZM92 231H93V233H92ZM197 231H198V233H197ZM202 231H203V233H201ZM211 231H213V232H211ZM44 232H46V233H44ZM74 232H75V234H74ZM122 232L124 234H121ZM31 233H32V235H31ZM50 233H51V236H50ZM68 233H70V234L72 233V234L70 235ZM77 233H78V236H77ZM115 233H117L118 235H116ZM135 233L137 234V236H136ZM139 233H141V235H139ZM44 234H45V236H44ZM52 235H54L55 237H52ZM223 235H225V236H223ZM47 236H50V239ZM61 236H62V238H61ZM121 236H122V238H121ZM194 236H191V238L194 237ZM57 237H58V239H57ZM70 237H72V238H70ZM80 237H82V238H80ZM232 237H234L235 239L232 238ZM51 238H52V240H51ZM218 238H219V240H218ZM223 238L224 239L226 238L225 239L226 242H225V240H222ZM30 239H32V240H30ZM91 239H92V241H90ZM231 239H234L235 241L237 239V241H236L237 243L236 242L233 243L234 240H231ZM114 240H116V241H114ZM230 240H231V243H229ZM129 241H128V243H129ZM219 241H220L221 244L224 242L222 246L220 245ZM217 242H218V244H217ZM227 242H228V244H227ZM56 243H58V244H56ZM190 243H192V244L189 245ZM194 243H197V242L194 241ZM194 243L193 242H189L188 245L192 247V245ZM200 243H199V245L198 244L197 245L200 246V248H203L202 247L203 245H204V247H206L204 249H207L205 251H208L207 252V256L208 257L211 256L209 253H212V252H215L216 251V248H214L215 250L212 251V249L210 248L211 249L210 250L208 248V246H206V244L203 243V245L201 246ZM50 244H53V245L50 246ZM121 245H123V246L121 247ZM195 245L193 246V248L195 247ZM224 245H226V246H224ZM117 247H119V248H117ZM187 247L188 246H186V249L188 251L189 250H191V251L195 250L193 252H195V253L197 252L196 253L197 254L196 256H198V253H199L200 256H204L205 255L204 257H206V254L203 255L202 254L203 252L200 253L202 249H200L199 247H196V248H198L197 251H196V249H193L192 250L191 247H190V249H189V247L188 248ZM120 248H121V250H119ZM219 248H221L222 252H224L225 255L222 253V256H221V254H220L221 253V250H219ZM231 248H234V249H231ZM242 248H243V250H241ZM111 249L113 250V252H112ZM199 249H200V251H199ZM223 249H224V251H223ZM237 250H239V251H237ZM184 251L185 250H183V253H185ZM188 251H186V252L189 253V254H187V253L185 254L187 257L185 255H183L182 252H180L179 254H181L182 257L181 258L178 257L179 256V254H178V256H177L178 257L177 262L176 261H174V263L173 262L172 263L171 262L170 263L168 262L167 264H186V263L187 264H195V261L193 263V260L196 257V256H194L195 254L192 255ZM202 251H204V250H202ZM205 251H204V253H206ZM80 252H81V254H80ZM82 252H84V253H82ZM114 254H115V256H114ZM190 254H191V256H190ZM247 254L248 253H246L245 255H247ZM75 255L76 256L77 255H79V256L81 255V256L79 258V256L76 257ZM239 255L237 256V258L239 257L238 259H240V258H242V257L245 256V255L244 256L241 255L242 257H240ZM192 256H194V258H192L193 260L191 261L190 258ZM212 256H211V259L210 260H213L214 262H212V263H211V261L206 262V259L203 262L208 263V264H214L216 261L213 259ZM216 256H218V258ZM235 256L233 257L235 259V261H236L235 264H239V263H237V259L235 258ZM177 257H176V259H177ZM184 257H186V258H184ZM188 258H189V260H187ZM229 258L230 257H228L227 259H229ZM233 258H230V259H233ZM115 259H116L117 262L115 261ZM118 259H120V260L118 261ZM239 261L242 262L241 259ZM105 262H108V263H105ZM228 262H229V264H233L234 263V262L231 263L230 260L227 261V263ZM205 263H203V264H205ZM227 263H224V264H227ZM243 263H244V261H243ZM243 263H241V264H243Z\"/></svg>",
    "mask_w": 264,
    "mask_h": 264
},
{
    "label": "bare ground",
    "instance_id": "6f19581e",
    "mask_svg": "<svg viewBox=\"0 0 264 264\" xmlns=\"http://www.w3.org/2000/svg\"><path fill=\"white\" fill-rule=\"evenodd\" d=\"M18 1H20V0H0V16H2V19H4V17H3V15H4V13H7V14H10L9 13V9H10V7H11V5H12V3L13 2H18ZM21 1H23V0H21ZM196 1V0H195ZM25 2V1H24ZM24 2H22L23 3V5H25V6H23L24 8H25V11H26V9L28 10V7H30L29 5L31 4V8H30V10H29V12H27L28 14H25V12H22L21 14H20V16L24 13V16H21V17H18L17 16V13H16V16L18 17V19H20V21L19 22H17L18 24L19 23H21V25H18L17 23L15 24V26L17 25V26H20L18 29H17V31H20V33H21V31H26L25 32V36H26V34L28 33L27 31L29 30L28 28L29 27H31L30 29H31V33L29 34H27V36L28 35H30V38H29V36L27 37V40H29V42H26L27 44V46L26 45H24V47H28V45H29V49H30V58H29V60H30V62H33V61H35V55H33V53L35 54V53H38L39 54V56H40V54H41V57H43V58H45L46 60H44V61H39V63L41 64L40 65V67L42 68V67H44V66H48L49 64H51V63H53V61H54V63L56 64V66L57 65H62V64H64V62L67 60V59H71V61L72 62H78V60L80 61V59L81 60H83V58H87V57H89V55L93 52V53H95V52H97V49H99V52L101 51V50H103V49H101V48H106V46H107V48L108 47H110L109 45H111V46H113V48L112 47H110L109 49H111L112 48V51L111 52H109V53H106L104 56H102V57H100V59L99 60H97L96 62H95V64H94V67H95V71H94V73H93V77L94 76H97V77H101L102 76V74L103 75H105V73H108L109 74V77L110 76H112L111 77V79L114 81V84H112L113 86H116L117 88H120V90H121V92L119 93V94H123L124 92L126 93V96H128V93H129V96H130V93L131 94H137V98H138V96L139 95H142V96H144V95H146V97H148V100L150 99L151 100V98L153 99V98H159L160 97V99H165V102H166V98H167V100L169 99L168 97H170L171 96V100L173 101H171L170 99L168 100V103H172L171 104V108H173V110L170 108V110L168 109V107H170V106H167V109L169 110H165L164 108V110L165 111H167V112H169L170 113V115H173V117L172 116H170V117H172V122L174 123V125L172 124H169L168 126H170L171 125V128L170 129H168L169 127L166 125V126H163L162 125V129H161V126H158L157 127V125L155 126H153L152 124L153 123H149V129H151L150 128V124H151V127H153V129L155 128L156 129V127H157V129H161V131H163L164 129H163V127H166L165 128V130H164V132H160V133H163L164 135H166L165 134V132H166V130H169V132H172L173 131V135H172V140L170 141V143L169 144H167V145H165V144H160V146L161 145H164V146H161L162 148L163 147H165L164 149H162L161 150V148H160V150L158 149L157 150V147L159 146V144L157 145V147H155V146H152L151 147V145H153V144H151V142H146V140H145V142L144 141H141V139H142V137L141 138H138L137 139V141L136 140H134V138H137L136 136H138L139 137V133L137 134V135H134V131L136 130V128H137V131H142L141 129H146V126L145 125H147V127H148V124H143V125H141V126H139V127H142L141 129L140 128H138V126L137 125H139V124H131V125H133L134 127H136V128H134V127H131V126H129V121L126 123V124H128V125H126L125 123V126H127V127H125V130L124 129H122L123 127L122 126H120V125H118L119 123L118 122H116V124L114 123L113 125L115 126H118V129L120 128L121 130H119V134L117 133L115 136L116 137H114V139H112L111 140V142L113 143V145L114 146H121L123 143V146H121L122 148H125V147H127V148H125V151H124V149L122 150H120V148H119V152H120V154H121V156H119V155H117V156H119V158H117V159H114V161L112 160L111 161V164L112 165H116L117 167L120 165H122V166H125V167H132L133 166V164L135 163H137V165H139L138 167H137V165L135 166L134 165V167L137 169V170H139V172L137 173L138 174V176H136L137 174H134V175H129V176H125L126 178H127V180L125 179V181H127V183L126 182H123L124 184H122L125 188V190H124V194L125 195H129V193L131 192H133L132 194H134L135 195V189H138V187L136 188V185L135 184H138V183H136V182H139V180H143V181H141V182H147L148 180L150 181V179L148 178V176L151 174V173H153V174H156V172L157 171H155V168H157L156 170H158L159 172H160V170H163V171H165V168H166V164H167V162L168 163H171V162H169V160L170 161H172V163L174 162L175 163V161H178V162H176L175 164H179V161L180 162H182L181 164L183 165V162L186 160V162H187V160H190L191 161V164H190V161H188L187 163L186 162H184V165H185V163L186 164H190V165H186V167H184V169L185 168H187V166H194V167H196V169H197V171L194 169V168H192L193 169V171L195 170V174H191V177L190 178H188L187 179V177H189L188 175L185 177V178H183V179H185L184 181H186V182H183V181H181V179H178V180H180V181H178V183L175 185L174 184V182H172L173 184L172 185H174L173 187H174V189H173V187H169V186H172V185H168V189L170 188L171 190H173V191H171V193H169V190H167V193H169V194H167L166 196H167V200L165 199V196H163V195H165L166 194V191H164V193H162V196H163V198H160L159 200H157L158 201V204H159V202H160V200L161 199H165V201H163V202H165V204L164 203H161L160 205H158V206H161V205H163V206H161V207H163V209H162V212H164L165 214L167 213V211H168V209H169V212L170 213H172V212H175L176 210H177V212H179V213H176L177 214V216H178V218H177V216L174 218V219H176L174 222H172L174 219H172L171 217H170V219H172L170 222H172V223H170L168 220H169V218H165L163 215V217L161 216V214H162V212H161V207H158L157 206V204H155L156 205V207H155V205L154 204H152V206L154 207H151V205H149L150 207H148V208H150V209H152V210H150V212H154V213H156V214H158L157 212H159V214H160V212H161V214L159 215H155V216H157V217H153L154 219H156V220H159V221H153V223H152V220H154V219H151V217L153 216L150 212H149V209H148V212H147V216H148V214L150 213V216L148 217L151 221H149L148 219H145V218H147V217H145L146 216V213L144 214L145 216V218H143V216H138V212L136 213L137 215H133V217L132 216H130V215H128V217L130 216V217H132V218H130V221H132V223H134V221H136L134 224H135V227H134V225H133V227H132V229L134 228H136L137 226H136V223L139 221L138 219L140 218V220H143V219H145L144 221H141V223H144L146 220L147 221H149L150 222V227L148 228V230L146 229V233H144V229L143 228H147L148 226H146L149 222H147L146 221V223H145V225L144 224H140V222L138 223V224H140V226H142L141 228H142V230H143V232H142V235H141V233H139V235H141V236H138V239L135 241L134 239H130L131 241H129L128 240V238L129 237H127V238H125L124 239V244H126V251H125V256H124V258H121L122 259V262L120 261V262H118V264H167L168 262L170 263H174V261H176L177 262V260H178V257H182L181 256V254H179L180 252H182V254L183 255H185L187 252L186 251H188L187 249H186V246H188L189 247V249H190V247L191 246H189V245H191L192 243H190L189 244V242H193L194 243V241L195 242H197V243H194L193 245H192V247H191V249L193 250V249H196V251L198 250V248H196V247H199L200 248V246H198L199 245V243H200V237L202 238V236L204 237V238H206L205 237V234L204 235H199V236H197L198 238L196 239V237L194 236V235H197V234H191L190 235V238L188 237L189 235L188 234H190V233H192V232H189L191 229H192V231H196V230H194L193 228V226H192V224H193V222H192V218H193V220H195L196 219V217L199 215L200 217H202V218H200V219H198V220H202L203 221V218H204V215H207L206 217H205V219L207 218V217H216L217 219L218 218H220V217H222V212L224 213L225 211H224V208H223V205H221L220 207H219V209L217 208V207H213V206H211V205H213L212 203H213V200L215 199V198H217V196L218 195H216V193H213V191L211 192V193H213L214 195H216L215 196V198L213 197L212 198V200H210L209 198H211V197H209L208 199H209V202L211 203L210 205L208 204H206L205 205V203H206V200H205V202H203L202 201V203H201V201H199L202 205L199 207V208H197V207H195V209L194 210H192V206H195V204L194 205H192V206H190L191 205V201L193 202L194 200H193V198H191L190 196H191V194H193L192 196L194 197L195 195H194V193L196 194V192L198 191H201L202 190V186L205 184H207V183H204V182H210V180H211V182L213 183H211L212 185H214V182L216 183L218 180H219V178H221L220 177V175L223 173V175H224V173H228V171H233V169H234V165H235V161H238L237 159H238V157L237 156H241L240 154H238L237 155V152H239L237 149L241 146V144H243V145H245V146H247L248 147V143H250L249 142V140L251 139L246 133H248V132H246V133H244L245 131L244 130H246V128H248L247 126H248V121H247V123L245 122V124H247V126L246 125H244V121H246V119H248V118H250V119H248V120H251V117H249L250 116V112H251V109L252 110H255V109H257L258 111H259V109L261 110L262 108H264V96H262V95H260V93H258L257 94V90L255 91V90H251L252 88H253V81L251 80L252 78V75L250 76V75H247V73H246V68L247 67H245V69H244V66L246 65V63H245V65H244V63H242L239 59L238 60H235V64L236 65H234V67H232L233 69H227V76H226V78H228L232 83H234V85H235V88H237L236 90H239L240 91V93L239 94H237L236 93V91L234 92V93H236V94H234L233 92L232 93H228V92H226V93H223V92H221V97H219L221 100H219L218 102V104H215L214 105V103H212L211 105H210V103H209V105H208V103L205 105H200L201 104V102L199 103V102H197L196 100H198L197 99V97H196V99H194L195 98V94H197L195 91V94L193 93V90H200V89H195V84H194V81L197 79L196 77H195V79L193 78V76H194V74H196V76H198L199 74H197V73H199V72H197V73H195L196 72V67H197V65H195V63H192V62H190V53L193 51V46H191L190 45V43L189 42H186V43H184L183 45H177V41L179 40V38H181L182 37V31H184V28L182 27V26H184L185 24H187V18H186V11H184V10H181V11H179L180 12V15H177L176 14V12H175V10H177L178 8H179V3H181V4H184L185 5V7H191V8H193V9H196L197 8V6L195 5V3H194V0H174V3H173V5H168V6H166V8H164L163 7V9L165 10V12H164V10H162L161 8H160V6H162V4H163V2H164V0H31L30 2L29 1H26V3L27 2H29L28 3V5L27 4H25ZM17 4V3H16ZM18 4H20V2L18 3ZM17 4V5H18ZM13 6V5H12ZM21 6H22V4H21ZM28 6V7H27ZM18 7V6H17ZM22 7V8H23ZM19 8H21L20 6H19ZM18 9V8H17ZM16 9V10H17ZM15 10V9H14ZM23 10V9H22ZM21 10V11H22ZM8 11V12H7ZM18 11V10H17ZM167 11V12H166ZM20 13V12H19ZM166 14V18H165V22H163L162 23V21H161V18L160 17H162V16H164ZM184 14V15H183ZM15 15V14H14ZM9 16V15H8ZM14 19H15V17H14ZM22 19V20H21ZM66 19H68L69 21L71 20V22H76L77 24H78V30H76L75 31V38H73V40H71L72 42H70V43H66V46H65V48L68 50V48L73 44V45H75V46H77L76 47V49H75V51H74V49H73V53L72 54H70V52L68 53L67 52V57L66 56H64V58H61V56H60V58L59 59H54V60H50V59H48L49 58V56H52L53 57V53L51 54V52H53L52 50V47H50V45H51V42L49 41V39L50 38H54V37H61L62 39H65V37H66V34H65V32H64V29H63V27H62V25H61V22L60 21H62V20H66ZM1 20V19H0ZM6 20H10V18L8 19V17H6ZM5 20V21H6ZM155 20H157V22L155 21ZM1 21H3V20H1ZM14 21V20H13ZM15 21H17L16 19H15ZM7 22V21H6ZM10 22V21H9ZM74 22V23H75ZM214 22V21H213ZM11 23H12V20H11ZM10 23V24H11ZM2 24H3V22L1 23L0 22V27L2 26ZM7 24H9L8 22H7ZM9 24V27H11V25ZM4 25V24H3ZM149 26L150 27V30L152 31V32H150V31H145V30H148V29H145V27L146 26ZM152 27H154V29H151V26ZM5 26V25H4ZM7 26V25H6ZM13 26V25H12ZM15 26H14V28H15ZM163 26H166L165 28H163ZM8 27V28H9ZM28 27V28H27ZM1 28H3V31H4V27L2 26ZM0 28V29H1ZM12 29H13V27H11ZM10 28V29H11ZM26 28H27V30H26ZM147 28V27H146ZM156 28V29H155ZM6 27H5V32H6ZM10 29L8 30V31H10ZM25 29V30H24ZM2 30H1V33L3 32ZM5 32H3V33H5ZM16 32V31H15ZM150 34H149V33ZM7 33V32H6ZM12 33V32H11ZM19 32H17L16 33V35H15V33H14V31H13V34H14V36L16 37H13V34H12V39H11V42H9L10 40V38H9V36H10V32H8V34H6V36H5V34H3V35H0V36H5L4 38V40L5 41H7L9 44L10 43H12V42H14V40H15V42H17V44H15V46L14 47H11V45H10V48L8 49L7 48V50L9 51H11V48H15V47H17L16 45H18V39H21V40H23V39H25V38H17V37H20L21 36V34L23 33L24 34V32H22L21 34H20V36H19V34H18ZM22 34V35H23ZM25 36H23V37H25ZM22 37V36H21ZM144 37H148V41H146L145 40V42H144ZM6 38H7V40H6ZM68 38V37H67ZM0 39H1V37H0ZM2 39H3V37H2ZM17 39V40H16ZM145 39H147V38H145ZM4 40H1L2 42H5ZM26 40V39H25ZM66 40V39H65ZM143 40V41H142ZM20 41V40H19ZM137 41H139V44H138V42ZM7 42H5V44H6V46L8 47V43ZM134 42H136V44L134 43ZM147 42V43H146ZM23 43V41L21 42V44ZM121 43V44H120ZM131 44V43H134L133 44V46H125V44ZM1 44H3V43H1ZM23 44H25V43H23ZM112 44H114V45H117V44H119V45H122V44H124V46L125 47H117L115 50H113L115 47H114V45H112ZM73 45L71 46L72 48H73ZM106 45V46H105ZM132 45V44H131ZM137 45V46H136ZM6 46H4V44L1 46V48L3 49V50H6ZM19 46V45H18ZM21 47V46H20ZM19 47V48H20ZM24 47H21L22 49H24ZM49 47L51 48V50L49 49ZM0 48V49H1ZM5 48V49H4ZM21 48L19 49V51L21 50ZM71 48V49H72ZM70 49V48H69ZM14 50V49H13ZM55 50V49H54ZM66 50V51H67ZM15 51V50H14ZM14 51H13V53H14ZM107 51V50H106ZM216 51V50H215ZM220 51H221V49H220ZM1 52V51H0ZM27 51H25V53H26ZM217 52V51H216ZM6 53H8V52H6ZM12 52H11V57H12V59L9 61L8 59L6 60L7 62H11L12 60H13V55H15V54H13ZM101 53V52H100ZM112 53H115L114 55H115V57H116V54H118L117 55V58H119V55L121 54V57H123V56H128L129 57V59H132L133 61H137V65H138V67L140 68V69H142V68H144V69H148V71H151V72H147L144 76H134V77H130V78H128V77H126L125 75H124V70H122L121 69V66L119 65V63L117 62V60L116 61H114L113 60V54ZM212 53V52H211ZM214 53V52H213ZM1 54V53H0ZM2 54H4V52H2ZM1 54V55H2ZM21 54V53H20ZM22 54H24V53H22ZM27 54V53H26ZM32 54V55H31ZM96 55L98 54V52L97 53H95ZM108 54V55H107ZM110 54H112V56L110 55ZM216 54V53H215ZM0 55V56H1ZM7 55V54H6ZM5 55V56H6ZM46 55V56H45ZM92 55V54H91ZM106 55H107V57H106ZM234 55H236V54H234ZM10 56V55H9ZM45 56V57H44ZM78 57L77 59L75 58V57ZM112 57V58H110V57ZM217 56V55H216ZM3 57V56H2ZM1 57V58H2ZM48 57V58H47ZM66 57V58H65ZM91 57H93V56H91ZM99 57V56H98ZM110 58L111 60H109V61H106V62H104L103 64H100L99 62L102 60V61H104L105 59H107V58ZM114 57V58H115ZM143 57H144V59H143ZM148 57V58H147ZM162 57H165L166 59H170L171 60V63H170V67L173 69V73L172 74H170L171 75V77H172V82H164V81H159L158 79H156L157 80V82L155 81V76L157 75L156 73H160V72H156L157 71V69L160 67V62H159V59H161ZM6 58H9V57H6ZM15 58V57H14ZM116 58V59H117ZM147 58V59H146ZM151 58H153V60L151 59ZM4 59H5V57H4ZM3 59V60H4ZM15 59H17V58H15ZM48 59V60H47ZM66 59V60H65ZM89 59V58H88ZM148 59H150V60H148ZM217 59V58H216ZM224 58H222L221 60H222V63H223V61H226V60H223ZM3 60H2V62H1V60H0V62L1 63H4L3 62ZM75 60V61H74ZM152 60V61H151ZM218 61L220 60V59H217ZM14 61V60H13ZM206 61H207V59H206ZM206 61H205V63H206ZM217 61V62H218ZM15 62V61H14ZM0 63V64H1ZM219 63V62H218ZM5 64H8V63H5ZM13 64V62L9 65V67H11V66H13L12 65ZM207 65H208V63H207ZM223 65V64H222ZM227 64H226V62H224V66H226ZM0 66H5L4 64L2 65H0ZM17 66V65H16ZM202 66V65H201ZM203 66H204V61H203ZM247 66V65H246ZM252 66V65H251ZM254 67V66H253ZM221 68V67H220ZM226 68H227V66H226ZM229 68V67H228ZM250 68V67H249ZM98 69H103V72H99V71H97ZM160 69V68H159ZM223 69V68H222ZM5 70V69H4ZM12 70V69H11ZM11 70H9L10 72H14V71H11ZM242 70H245V71H242ZM251 70V69H250ZM254 70V69H253ZM1 71V70H0ZM6 71V70H5ZM32 71H33V69H32ZM31 71V72H32ZM41 71V70H40ZM209 71V70H208ZM10 72H8V71H6V72H0V119H1V117H2V119L1 120H3V119H5L4 121H5V123L7 124V126H8V130H10L11 132L13 131V126H12V123H13V118H12V116H11V112H9V110H7V105L9 104V102H8V100H9V97L10 96H8V95H10V94H8L7 95V97L6 98H8V99H5L6 101V103H8V104H6L5 102H4V98H5V95L7 94V93H5V91H8L7 89H9L10 88V90L8 91L9 93H11V94H13V91H11L13 88L11 87V85L13 86V84H10V82L12 81V80H14V77H15V74L13 73H10ZM35 71H33L32 73H33V75H34V77L36 76V72L34 73ZM243 72H245V73H243ZM250 72V71H249ZM37 73H39V72H37ZM191 73H194V74H191ZM163 74V73H162ZM201 74V73H200ZM207 74V73H206ZM253 74V73H252ZM99 75H101V76H99ZM158 75H160V74H158ZM185 75V76H184ZM193 75V76H192ZM208 75V74H207ZM91 76V77H92ZM255 78V77H254ZM35 79H37V78H35ZM108 79V78H107ZM149 80V82L147 81H145V83H142V82H144V80ZM125 80V81H124ZM140 80L142 81V82H140ZM155 82H154V81ZM194 80V81H193ZM199 80V79H198ZM220 80V79H219ZM109 80H107L106 81V83L108 82ZM221 81V80H220ZM100 83H99V85H100V87H101V85L103 84V82L100 80L99 81ZM105 82V81H104ZM258 82V81H257ZM217 83V81L215 82V84ZM218 83H220V82H218ZM259 83V82H258ZM108 84V83H107ZM106 84V85H107ZM254 84H256V82L254 83ZM105 85V84H104ZM110 85V84H109ZM191 85H192V87H191ZM195 85V86H194ZM249 85V86H248ZM251 85V86H250ZM167 86H168V88L169 87H171L170 89L172 90H170V89H168L167 88ZM192 88V92L191 91H189L190 90V87ZM194 86V87H193ZM251 87V89H249L248 87ZM255 86V85H254ZM257 86V85H256ZM3 87H6L5 89L3 88ZM17 87V86H16ZM106 87V86H105ZM109 87V86H108ZM107 87V88H108ZM112 87V86H111ZM146 87H149L148 89H149V93H147V92H144V91H147V89H146ZM197 87H198V85H197ZM215 88L217 87V86H214ZM1 88H3L4 89V93H5V95H1L2 93V90L3 89H1ZM12 88V89H11ZM22 88V87H21ZM47 88V87H46ZM102 88V87H101ZM114 88V87H113ZM143 88H145L146 90H143ZM151 88H153V89H151ZM159 88V89H158ZM189 89V90H187V89ZM234 88V89H235ZM258 88V87H257ZM17 89V88H16ZM45 89V88H44ZM112 89V88H111ZM164 89V91H165V93H164V91L162 92V90ZM168 89L169 91H171V93L173 92V95H174V97L176 98H174V97H172V95H171V93L169 92V93H167L168 91H166V90ZM174 89V90H173ZM202 89V88H201ZM211 89V93H213L214 94V92L212 91V88H210ZM210 89H208V91L210 90ZM218 89V88H217ZM118 90V89H117ZM153 91V93H155V94H153L151 91ZM157 90H158V92H157ZM182 90L184 91H189V93H191L190 95H189V93L186 91V93H187V95H186V93H185V91L184 92H182ZM204 90H206L205 88L204 89H202V91L204 92V94H202V96L203 95H205L206 96V98L209 96L208 94H209V92L207 93V94H205V91ZM219 90L220 89H218L217 91L219 92ZM46 91V90H45ZM49 91V90H48ZM53 91V90H52ZM106 91V90H105ZM112 91V90H111ZM155 91V92H154ZM197 91V92H198ZM202 91H199L198 93L201 95V93H203ZM256 92V93H254V92ZM19 92V91H18ZM128 92V93H127ZM150 92L152 93V94H150ZM185 93V96H186V101H183L182 99L184 98H181V96H183V95H181V93ZM3 93V94H4ZM15 93V92H14ZM25 93H26V91H25ZM50 93V92H49ZM164 94V95H161V96H159V94ZM179 93H180V97H177V96H179ZM215 93H217V92H215ZM144 94V95H143ZM157 94V95H156ZM165 94H167V95H170V96H168L167 97V95H165ZM194 94V95H193ZM198 94V95H199ZM213 94H211V95H213ZM14 95V94H13ZM40 95V94H39ZM45 95V94H44ZM50 95V94H49ZM154 95V96H153ZM156 95V96H155ZM189 95V97H187ZM193 95V96H192ZM208 95V96H207ZM18 96V95H17ZM29 96V95H28ZM42 96V95H41ZM47 96H48V94H47ZM132 96V95H131ZM130 96V97H131ZM166 97V98H161V97ZM216 96V95H215ZM4 97V98H3ZM12 97V96H11ZM15 97V96H14ZM123 97H124V95H123ZM122 97V98H123ZM133 97V96H132ZM131 97V99L133 100L134 98H132ZM135 97H136V95H135ZM145 97V98H146ZM190 97H193V98H191L190 100H189V98ZM13 98V97H12ZM12 98H10V100L12 99ZM45 98V97H44ZM50 98V97H49ZM48 98V99H49ZM55 98V97H54ZM121 98V97H120ZM137 98H135L134 100H138L139 98H141L140 96H139V98L137 99ZM173 98H174V100H173ZM201 98V97H200ZM216 98H217V96H216ZM14 99V98H13ZM15 99H16V97H15ZM23 100H24V98H22ZM57 99V98H56ZM55 99V100H56ZM129 99V98H128ZM184 99V100H185ZM195 100V102H197V103H194V100ZM27 100V99H26ZM50 100V99H49ZM134 100L133 101H131V102H133L134 103ZM143 100V99H142ZM154 100V99H153ZM156 100V99H155ZM162 100V101H163ZM209 100V99H208ZM211 100V99H210ZM21 101V100H20ZM36 101V100H35ZM42 101V99L40 98V96L38 97V102H40V104H38L39 106H40V108H39V110H38V112H36V118L37 117H39L40 115H41V113H43L44 115H45V112L46 111H44V110H46V109H44L43 108V103L41 102ZM45 101V100H44ZM47 101V100H46ZM52 101V100H51ZM123 101V100H122ZM126 101H128V100H125V103H126ZM171 101V102H170ZM188 101V102H187ZM199 101V100H198ZM37 102V101H36ZM54 102H56V101H54ZM138 102H140V101H138ZM183 102V103H182ZM23 103V102H22ZM128 103V102H127ZM137 103V102H136ZM167 103V102H166ZM199 103V104H198ZM54 104V103H53ZM163 104H164V102H163ZM196 104H198V105H200L201 107H199L200 108V111L198 110L197 111V109H198V106H196V108L194 107ZM48 105V104H47ZM128 105V104H127ZM167 105H169V104H167ZM208 105V106H207ZM45 106V105H44ZM148 106H150V105H148ZM157 106V105H156ZM205 106V107H204ZM61 107V106H60ZM70 107V106H69ZM129 108L131 107V106H128ZM146 107V106H145ZM159 107H160V105H159ZM38 108V107H37ZM42 108H43V110H42ZM46 108H48V107H46ZM141 108V107H140ZM147 108V107H146ZM153 108V107H152ZM156 108V107H155ZM203 108V109H202ZM254 108V109H253ZM6 109V110H5ZM55 109H56V107H55ZM61 109V108H60ZM131 109H133L132 107H131ZM142 109V108H141ZM163 109H162V111H163ZM70 110H72V109H70ZM136 110V109H135ZM145 110H147V109H145ZM149 110V109H148ZM151 110H154V109H151ZM157 110H159V109H157ZM53 111V110H52ZM66 111V110H65ZM137 111V110H136ZM138 111H140V112H138V114L137 115H142V110H138ZM155 111V110H154ZM154 111H152V112H154ZM257 111V112H258ZM262 111V110H261ZM69 112V111H68ZM98 112V111H97ZM124 112H127V110L126 111H124ZM146 112V111H145ZM164 112V111H163ZM219 112L220 113H222V112H230L229 114H227L226 115V117H227V119H228V121L225 119V121H223V122H221L222 124H224V122H226V124H224L223 126H222V128H221V125H219L220 124V122H219V124L217 123V125L221 128V129H219V127L218 126H216V125H214L213 123H212V121H211V119L213 118L214 119V117H212V116H214V115H216V117H217V114H218V116H219ZM247 113V115H248V118H246L245 119V117L246 116H244V120H243V118H242V114L243 113ZM257 112L255 113V112H253L255 115V118H256V115H257ZM264 112V111H263ZM32 113H33V111H32ZM47 113V112H46ZM49 114H50V112H48ZM47 113V114H48ZM72 113H73V111H72ZM111 113V112H110ZM120 113V112H119ZM150 113V111L148 112V114ZM226 113H223L224 115L226 114ZM242 113V114H241ZM29 114V113H28ZM42 114V115H43ZM70 114V113H69ZM68 114V115H69ZM95 114V113H94ZM147 114V115H148ZM160 114V113H159ZM162 114V113H161ZM160 114V115H161ZM42 115H41V117H42ZM73 115V114H72ZM95 115H98V114H95ZM112 115V114H111ZM152 115V114H151ZM179 115H181V116H179ZM182 115H184L186 118H184L185 120L188 118V120H190V122L188 121V120H186V121H188L187 123L185 122V120L182 118H179V119H181L180 121L178 120V116L179 117H182ZM188 117H187V116ZM229 115H232L233 116V118H231ZM240 116V115H242V116H240L241 117V120L239 121V119H240V117H239V119H238V117H236V119H235V117L234 116ZM263 115V114H262ZM261 115V116H262ZM51 116H53V115H51ZM70 116V115H69ZM110 116V115H109ZM165 116V115H164ZM169 116V115H168ZM168 116H167V118H168ZM183 116V117H184ZM210 116L212 117L211 119H210ZM220 116H222V115H220ZM219 116V117H220ZM251 116H252V114H251ZM6 117H9L8 119L6 118ZM27 117H29V115L27 116ZM45 117V116H44ZM146 118L147 116H145V114H144V112H143V115H142V118ZM230 117V118H229ZM30 118V117H29ZM35 118V119H36ZM112 118V117H111ZM113 118H114V115H113ZM162 118V117H161ZM164 118H166V117H164ZM206 118H208V120L206 119ZM252 118H253V116H252ZM10 119V120H9ZM18 119V118H17ZM22 119V118H21ZM30 119H32V118H30ZM39 119H40V117H39ZM122 119V118H121ZM124 119H125V117H124ZM212 119V120H213ZM220 119H221V117H220ZM0 120V121H1ZM19 120V119H18ZM24 120V119H23ZM27 120V119H26ZM42 120V119H41ZM94 120H95V118H94ZM97 120V119H96ZM116 120V119H115ZM125 120H127V119H125ZM129 120V119H128ZM166 120V119H165ZM170 120H171V118H170ZM182 120H184V124H182L181 123V121ZM203 121V120H205V123H204V121H203V123L204 124H202V125H200L201 124V122L200 121ZM210 120V122L214 125V127L216 126V127H218L217 129L215 128V130L213 131V130H211V131H213V132H215V131H219V133H218V131H217V134H216V132H215V134H202V131H203V129L201 130L200 128H194L195 127V125L196 126H198V127H203V125H206V123H209V122H206V121H209ZM215 120V119H214ZM236 120L238 121V122H236ZM242 120H243V123H242ZM253 120V119H252ZM262 120V119H261ZM16 121V120H15ZM37 121H39V120H37ZM44 121H46V120H44ZM117 121V120H116ZM119 121H123V120H119ZM169 121V120H168ZM114 122V121H113ZM171 122V121H170ZM217 122V121H216ZM258 122V121H257ZM1 123V122H0ZM3 123V122H2ZM42 123V121L40 122V124ZM93 123H95V122H93ZM92 123V124H93ZM123 123V122H122ZM122 123H120V124H122ZM167 123V122H166ZM182 124V125H175V124ZM189 123V124H188ZM199 123V124H198ZM238 123V124H237ZM240 123H242L243 124V126H244V128L243 127H241L242 126V124H240ZM249 123H250V121H249ZM263 123V122H262ZM4 124V123H3ZM9 124V125H8ZM44 124V123H43ZM54 124V123H53ZM91 124V125H92ZM123 124V125H124ZM198 124V125H197ZM212 124H210V125H212ZM239 124L241 125L240 127H239ZM250 124H252V123H250ZM1 125V124H0ZM46 125H47V123H46ZM94 125H97L96 123L94 124ZM207 125H209V124H207ZM206 125V126H207ZM213 125H212V128H213ZM6 126V127H7ZM50 126V125H49ZM144 126V127H143ZM206 126H204L203 128L205 129L206 128ZM246 126V127H245ZM253 126V125H252ZM13 127V128H12ZM57 127V126H56ZM173 127V128H172ZM16 128L17 127H15V130H16ZM37 128V127H36ZM115 128V127H114ZM193 128H194V130L195 129H197L196 130V132L198 133L200 130H201V134L200 133H198V134H196V133H193L192 132V130H193ZM210 128H211V126H210ZM209 128V129H210ZM244 130H243V129ZM1 129V128H0ZM37 129H39V128H37ZM44 129V128H43ZM51 129V128H50ZM56 129V128H55ZM140 129V130H139ZM149 129H146V130H148V132H150V130ZM157 129L156 130H152L151 132H153V131H157ZM198 129H200V130H198ZM208 129V128H207ZM207 129H205L206 130V132H207ZM208 129V130H209ZM240 129L242 130V131H244L243 133H244V135L246 136L247 135V137H249V138H247V137H245V136H243V135H241V131H240ZM3 130V129H2ZM128 131V132H124V131ZM146 130H144L145 132H146ZM171 130V131H170ZM37 131V130H36ZM42 131V130H41ZM116 132H118V130L116 129L115 130ZM137 131L135 132V133H137ZM160 131V130H159ZM158 131V132H159ZM19 132V131H18ZM35 132V131H34ZM43 132V131H42ZM41 132V133H42ZM132 132V135H130V133ZM143 132V131H142ZM142 132L140 133V134H142ZM154 132V133H155ZM169 132H166V133H168V134H170ZM113 133V132H112ZM112 133H111V135H112ZM122 134V136H121V134ZM126 133V135H125V137H123L124 136V134ZM129 134V137L127 136L128 134ZM144 133V132H143ZM157 133V132H156ZM242 133V134H243ZM46 134V133H45ZM35 135V134H34ZM48 135V134H47ZM118 135V136H117ZM133 135H134V138H133ZM120 136L123 138V139H120ZM127 136V137H126ZM131 136H132V138H133V140L132 139H130L131 138ZM45 137V136H44ZM243 137H245V139L247 140L248 139V141H245V143H247V144H244V143H242L245 139L243 138ZM251 137H252V135H251ZM255 138H256V136L254 137V140H255ZM94 138H92V140H93ZM171 139V138H170ZM169 139V140H170ZM253 139V138H252ZM259 139H260V137H259ZM262 139L263 138H261L260 139V141H262ZM41 140V139H40ZM45 140H47V138L45 139ZM88 140V139H87ZM87 140L85 139L84 140V143H85V145L83 146L85 149L86 148H88L89 146H90V150H91V146L95 143V145L94 146H92V149H93V147H95L96 145H100V144H97L96 143V141L97 140H88V142H87ZM142 140H144V139H142ZM165 140V139H164ZM257 140V139H256ZM87 142V144H86V142ZM94 142L93 144H92V142ZM133 141V142H132ZM135 141V142H134ZM250 141H252V140H250ZM45 143H46V141H44ZM109 142V141H108ZM118 142V143H117ZM121 142V143H120ZM253 142V141H252ZM252 142L250 143V145L252 144ZM255 142V141H254ZM49 143V142H48ZM83 143V144H84ZM101 143V142H100ZM111 143V144H112ZM149 143L151 144V145H149ZM168 143V142H167ZM256 143V142H255ZM259 143V141H257V143L256 144H258ZM42 144V143H41ZM50 144V143H49ZM53 144V143H52ZM51 144V145H52ZM54 144H55V141H54ZM50 145V146H48V144H47V146H46V150H48V148H50V152L52 151V147H57V148H59L60 146H59V144L57 143V145L55 144V145ZM125 144H129V145H125ZM155 144V143H154ZM256 144H252L253 145V147L252 146H250L249 145V149L252 147L253 149H254V147H256L257 148V146H256ZM260 144H262V143H260ZM46 145V144H45ZM86 145H89L88 147H85ZM112 145V146H113ZM131 145V146H130ZM59 146V147H58ZM81 146V144L79 145V147ZM81 146V148L83 149V147ZM111 146V145H110ZM111 146V147H112ZM125 146V147H124ZM129 146V147H128ZM43 147H44V145H43ZM97 147V146H96ZM95 147V148H96ZM152 148V150H151V148ZM244 147V146H243ZM258 147H259V145H258ZM260 147H261V145H260ZM260 147H259V149H260ZM264 147V146H263ZM53 148V149H54ZM94 148V150H96ZM110 148V147H109ZM153 148H155V150H157V151H155L154 152V149ZM242 148V146L240 147V149ZM244 148H246V147H244ZM252 148L250 149V150H252ZM255 148V149H256ZM80 149V148H79ZM82 149H81V151L80 152H82ZM89 149H86V150H84L85 152L87 151V150H89ZM113 149H115V148H113ZM150 149V150H149ZM246 149H248V148H246ZM246 149H244V151L246 150ZM258 149V148H257ZM45 150V151H46ZM89 150V151H90ZM117 150V149H116ZM212 150H216V151H218L219 153H220V155H219V153L218 154H216L217 152L216 151H214V152H216V153H212ZM235 150V151H234ZM236 150H237V152H236ZM243 150V149H242ZM7 150H5V152H6ZM78 151V150H77ZM92 151V150H91ZM121 151H123V152H121ZM153 151V152H152ZM223 151V153L221 154V152ZM249 151V150H248ZM4 152V151H3ZM4 152V153H5ZM8 152V151H7ZM41 152H42V150H41ZM48 152V151H47ZM93 152V151H92ZM95 152V151H94ZM246 152V151H245ZM4 153L2 154V155H4ZM43 153H44V151H43ZM54 153H55V151H54ZM58 153V152H57ZM107 153V152H106ZM254 153V152H253ZM49 154V153H48ZM56 154V153H55ZM60 154V153H59ZM104 154V153H103ZM248 154V153H247ZM250 154L252 155V153L251 152H249V154H248V158H247V160L245 159V157L243 156V159L241 158V160H242V162L240 161H238L242 166L243 165H245L244 163L246 162L247 163V165H246V167H248L249 168V166H250V164L252 163L251 161L253 160H250L249 158L251 157V158H253L252 156H250ZM1 155V154H0ZM7 155V154H6ZM50 155H51V153H50ZM58 155V154H57ZM77 155H80V154H77ZM81 155L83 156V152L81 153ZM92 155H93V153H92ZM100 155V154H99ZM102 155V154H101ZM107 155V154H106ZM259 155V154H258ZM262 155V154H261ZM10 156V155H9ZM14 156V155H13ZM45 156V155H44ZM43 156V157H44ZM54 156V155H53ZM59 156V155H58ZM76 156V155H75ZM81 156V157H82ZM90 156V155H89ZM98 156V155H97ZM112 156H113V154H112ZM124 156H125V158H124ZM257 156V155H256ZM11 157V156H10ZM51 157V156H50ZM78 157V156H77ZM88 157V156H87ZM120 157H121V159H120ZM242 157V156H241ZM8 158V157H7ZM31 158V157H30ZM54 158V157H53ZM53 158H51L52 160H53ZM56 158V157H55ZM111 158H113V157H111ZM3 159V158H2ZM47 159H48V157H47ZM82 159H84V158H82ZM123 159V160H122ZM125 159V160H124ZM240 159V158H239ZM248 159L250 160V161H248ZM13 160H15V159H13ZM77 160V159H76ZM80 160V159H79ZM90 160V159H89ZM184 160V161H183ZM1 161V160H0ZM8 161H10V159L9 160H7V163H8ZM17 161V160H16ZM50 161V160H49ZM87 161V160H86ZM120 161V162H119ZM167 161V162H166ZM243 161H244V163H243ZM248 161V162H247ZM2 162V161H1ZM24 162V161H23ZM47 162V161H46ZM45 162V163H46ZM83 162V161H82ZM166 162V163H165ZM238 162H236V165H235V167L237 168V167H239V168H244V167H241L240 166V164L239 165H237V163ZM2 163H6V161L4 162V160H3V162ZM15 163V162H14ZM43 163V162H42ZM44 163V164H45ZM84 163V162H83ZM108 163V162H107ZM133 163V164H132ZM164 163H165V168L164 167H161L162 165H164ZM172 163H171V165H172ZM173 163V164H174ZM243 163V164H242ZM249 163V164H248ZM130 164H132V166H130ZM180 164V165H181ZM261 164V163H260ZM0 165H2V164H0ZM13 165V164H12ZM15 165V164H14ZM17 165V164H16ZM35 165V164H34ZM46 165V164H45ZM107 165V164H106ZM110 165V164H109ZM127 165H129V166H127ZM170 165V164H169ZM168 165V166H169ZM179 165V166H180ZM233 165V166H232ZM252 165V164H251ZM39 166V165H38ZM115 166V168H117ZM167 166V167H168ZM178 165H176V167H177ZM192 166V167H193ZM26 167H28V166H26ZM49 167V166H48ZM100 167H102V166H100ZM159 167L161 168L160 170H159ZM170 168L172 167H175V165H172V166H169ZM230 167H232V170H230L231 168ZM246 167H245V170L247 171V169H246ZM256 167V166H255ZM264 167V166H263ZM7 168V167H6ZM14 168V167H13ZM36 168V167H35ZM112 168H113V166H112ZM115 168H113V169H115ZM122 168V171H123V168L124 167H121ZM144 168H146V169H148V168H150V170H152V168L154 169V170H152V171H150L149 169H148V171L147 170H145ZM162 168H164V169H162ZM181 168V167H180ZM251 168V167H250ZM20 169V168H19ZM49 169V168H48ZM95 169V168H94ZM103 169H104V167H103ZM119 169V168H118ZM132 169V168H131ZM143 169H144V171H145V174H143L144 173V171H143ZM168 169V168H167ZM252 169V168H251ZM250 169V170H251ZM3 170V169H2ZM21 170H24V169H22L21 168ZM26 170V169H25ZM35 170V169H34ZM100 170V169H99ZM106 170V172H107V168L105 169ZM104 170V171H105ZM178 170V169H177ZM190 170H191V168H190ZM227 171V172H223V171ZM238 170H240V171H242V169H238ZM252 170H254V169H252ZM251 170V171H252ZM260 170V169H259ZM103 170H100L99 172H96V174L95 175H97V176H104V175H102V174H104L105 172H104ZM109 171V170H108ZM141 171H142V173H141ZM147 171V172H146ZM149 171L151 172L149 175H148V173H149ZM154 171H155V173H154ZM173 171V170H172ZM192 170H191V173L193 172ZM246 171H244L246 174H247V172ZM257 171V170H256ZM261 171V170H260ZM260 171H259V173H260ZM32 172V171H31ZM38 172V171H37ZM104 172V173H103ZM127 172V171H126ZM135 172V171H134ZM179 172V171H178ZM190 172V171H189ZM222 172V173H221ZM239 172V171H238ZM238 172H237V169H236V174L238 175ZM23 173V172H22ZM39 173V172H38ZM43 173V172H42ZM110 174H111V171L109 172ZM125 173V172H124ZM130 173H132L131 171H130ZM129 173V174H130ZM158 173V172H157ZM221 173V174H220ZM242 174H243V172H241ZM263 173V174H262ZM10 174V173H9ZM19 174V173H18ZM26 174V173H25ZM28 174H30V173H28ZM92 174V173H91ZM106 174L107 173H105V176H106ZM150 175L151 176V178L153 179V178H155L156 179V177L154 176V175ZM163 175H164V173H162ZM166 174V173H165ZM169 174V173H168ZM172 174V173H171ZM170 174V175H171ZM184 174V173H183ZM188 174H190V173H188ZM231 174V173H230ZM236 174L235 175H233L232 177H234L235 178V176H236ZM239 174H240V172H239ZM256 174V173H255ZM260 174H262V175H264V172H261ZM260 174H256V175H252V178L250 179V180H245L244 178L240 181L239 179H236V178H240V176L241 175H239V177H237L236 176V180H238L237 182H228V184H227V186H226V193H228L229 195H227V194H225V196L227 195L228 197L230 196H234V197H236V196H238V197H240V198H242V199H240L239 201H241L240 203H242V204H240V205H242L243 207H237V206H235V204H236V202H235V204H234V206L235 207H237L238 209L236 210L235 209V207H234V209H235V211H234V209H233V211L231 210H227L226 209V212L225 213H227L228 214V216H229V218L231 217L232 218V220H234V221H238V219H240L241 220V218H240V216L242 215H246L245 216V220L246 221H248V222H246L245 224H247L246 226H248L250 223H251V221H250V223H249V220H247L249 217H250V215H252L253 213L251 212V211H255V204L254 203H256L255 202V200H254V203H253V200H252V196L253 195H255V194H253V192L254 191H256V189L258 188H256V189H253L252 187L254 186V187H256L253 183H255V182H253V181H251V180H256V181H258L256 178H254L255 176H258L259 175V177L261 176ZM23 175V174H22ZM38 175V174H37ZM45 175H48V174H45ZM108 175V174H107ZM122 175V174H121ZM158 175V174H157ZM173 175H174V173H173ZM30 176L32 177V175L30 174ZM52 176V175H51ZM145 176L147 177V179L145 178ZM153 176V177H152ZM162 176V175H161ZM161 176H160V178H161ZM166 176V175H165ZM167 176H169V175H167ZM243 177L245 176V175H242ZM241 176V177H242ZM20 177V176H19ZM27 177V176H26ZM118 177H119V175H118ZM124 177V178H125ZM137 177V178H136ZM230 177V176H229ZM232 177H230V178H232ZM246 178H247V176H245ZM259 177H257V178H259ZM12 178V177H11ZM21 178H22V176H21ZM21 178H20V180H21ZM33 178V177H32ZM40 178V177H39ZM42 178V177H41ZM106 178V177H105ZM104 178V179H105ZM115 178V177H114ZM157 178H158V176H157ZM164 178H166V177H164ZM163 178V179H164ZM173 178V177H172ZM230 178H228L229 179V181H232ZM249 178H250V176H249ZM248 178V179H249ZM261 178V180L263 179L262 177H260ZM5 179V178H4ZM8 179V178H7ZM15 179H16V177H15ZM17 179H18V177H17ZM26 179V178H25ZM91 179H93V178H91ZM113 179V178H112ZM111 179V180H112ZM120 179V178H119ZM151 179V180H152ZM159 179V178H158ZM162 179V180H163ZM217 179V180H216ZM28 180H29V176H28ZM99 180H100V177H99ZM109 180V179H108ZM147 180V181H146ZM166 180V179H165ZM164 180V181H165ZM215 180V181H214ZM245 180V181H244ZM260 180V181H261ZM1 181V180H0ZM13 181H15V180H13ZM19 181V180H18ZM24 181V183H25V180H23ZM96 181V180H95ZM107 181V180H106ZM117 181V180H116ZM163 181V182H164ZM177 181V180H176ZM227 181V180H226ZM260 181H259V183H260ZM26 182H27V180H26ZM33 182V181H32ZM31 182V183H32ZM140 182V183H141ZM151 182V181H150ZM150 182H148V183H150ZM153 182V181H152ZM181 182L183 183V184H187L186 186L185 185H181L182 187H180V184H181ZM262 182H264L263 180H262ZM262 182H261V184H262ZM93 183V182H92ZM119 183H121V182H119ZM135 183V184H134ZM202 183H204L202 186H199V187H202L201 189L199 188V190L197 189V190H195V192L194 191H192V190H190V189H195L194 187H198V185H200V184H202ZM10 184V183H9ZM22 184H23V182H22ZM26 184V183H25ZM27 184H28V182H27ZM39 184V183H38ZM37 184V185H38ZM115 184V183H114ZM118 184V183H117ZM165 184V183H164ZM168 184H170V183H168ZM211 184L209 185V183L207 184V185H209V186H211ZM256 184V183H255ZM258 184V183H257ZM256 184V185H257ZM264 184V183H263ZM263 184L261 185L262 187H263ZM111 185V184H110ZM132 185V186H131ZM133 185H135V187L133 186ZM139 185V184H138ZM145 185V184H144ZM178 185H179V187L180 188H182V190L184 191L186 188H187V186L189 187V185L191 186V187H193V188H190L189 189V191H191L190 193H188V188L186 189L187 190V192H186V190L184 191V192H186V193H188L187 195H190V196H188V199L190 200V202H186V203H190L189 204V206H187L186 205V203L184 202L185 201V199L187 198V195L185 196V193H183L184 195L183 196H185L186 198L185 199H183V196H178L177 194H176V191L178 192V194L180 195L183 191H178L179 189H178ZM206 185V186H207ZM259 185V184H258ZM257 185V186H258ZM3 186V185H2ZM17 186H18V184H17ZM24 186H26V185H24ZM36 186V185H35ZM123 186H121V187H123ZM129 186H131L132 187V189L133 190H131V187H129ZM143 186V185H142ZM162 186H164V185H162ZM184 186V187H183ZM205 186V187H206ZM229 186V187H228ZM10 187V186H9ZM12 187V186H11ZM21 187V186H20ZM19 187V188H20ZM186 187V188H185ZM228 187V188H227ZM239 187V188H238ZM260 187V186H259ZM17 188V187H16ZM18 188V189H19ZM28 188V187H27ZM140 188V187H139ZM155 188V187H154ZM209 188V187H208ZM10 189V188H9ZM24 189V188H23ZM103 189V188H102ZM115 190H116V188H114ZM121 189V188H120ZM119 189V190H120ZM140 189H142V187L140 188ZM148 189V188H147ZM167 189V188H166ZM217 189V188H216ZM224 189V188H223ZM230 189H232V190H229ZM236 189V190H235ZM238 189V190H237ZM241 189V190H240ZM263 189V188H262ZM13 190V189H12ZM11 190V191H12ZM25 190H26V188H25ZM34 190V189H33ZM36 190V189H35ZM101 190V189H100ZM104 190H105V188H104ZM113 190V189H112ZM154 190V189H153ZM152 190V191H153ZM158 190V189H157ZM227 190H228V192H227ZM240 190V191H239ZM252 190H254V191H252ZM258 190H259V188H258ZM24 191V190H23ZM99 191V190H98ZM117 191V190H116ZM121 191V190H120ZM120 191H118V192H120ZM138 191V190H137ZM143 191V190H142ZM219 191V190H218ZM261 191H263V190H261ZM5 192H7V190L5 191ZM15 192V191H14ZM17 192V191H16ZM33 192V191H32ZM36 192V191H35ZM49 192V191H48ZM48 192H46V193H48ZM94 192V191H93ZM104 192V191H103ZM109 192V191H108ZM113 192H114V190H113ZM173 192V193H172ZM180 192V193H179ZM221 192V191H220ZM9 193V192H8ZM12 193V192H11ZM28 193V192H27ZM37 193H40V192H37ZM96 193L97 194H99L98 192H97V190H96ZM115 193V192H114ZM110 194V195H115V194ZM130 193V194H131ZM141 193V192H140ZM160 193V192H159ZM210 193V194H211ZM217 193H219V192H217ZM222 193H224V191L222 192ZM230 193H231V195H230ZM255 193V192H254ZM16 194V193H15ZM18 194V193H17ZM23 194V193H22ZM61 194V193H60ZM103 194V193H102ZM104 194H105V192H104ZM107 194V193H106ZM116 194H117V192H116ZM120 194H122V193H120ZM158 194V193H157ZM177 196H176V195ZM198 194V193H197ZM213 194H211L212 196H213ZM253 194V195H252ZM257 194H262V192L261 193H258L257 192ZM256 194V196H258ZM4 195H5V193H4ZM26 195V194H25ZM34 195V194H33ZM37 195V194H36ZM39 195V194H38ZM51 195V194H50ZM96 195V194H95ZM134 195H132V197L134 196ZM137 195V194H136ZM135 195V196H136ZM140 195V194H139ZM161 195V194H160ZM208 195H209V193H208ZM207 195V196H208ZM236 195V196H235ZM264 195V194H263ZM262 195V196H263ZM23 196V195H22ZM21 196V197H22ZM35 196V195H34ZM57 196V195H56ZM99 196V195H98ZM102 196V195H101ZM116 196V195H115ZM118 197H121V198H123V196H119V195H117ZM147 196V195H146ZM152 196H153V194H152ZM152 196H150L151 198H152ZM174 196H176V197H174ZM199 196H201V195H199ZM206 195H205V198L207 197ZM226 196V197H227ZM260 196V195H259ZM5 197V196H4ZM14 197V196H13ZM20 196H18V198H19ZM40 197H42V196H40ZM39 196H38V198H40ZM45 197H46V195H45ZM49 197V196H48ZM53 197V196H52ZM110 197V196H109ZM129 197V198H128ZM130 195L129 196H127V198L129 199V201H131L130 200V198H132ZM140 196H138L137 195V198H139ZM142 197V196H141ZM154 197V196H153ZM173 197L175 198V200L173 199ZM178 197V199H176ZM182 197V198H181ZM190 197V198H189ZM196 197H197V195H196ZM219 197V196H218ZM221 197V196H220ZM234 197H232V199H234ZM238 197H236L237 199H238ZM264 197V196H263ZM12 198V197H11ZM16 198V200L18 201V199H17V197H15ZM35 198V197H34ZM50 198V197H49ZM63 198V197H62ZM73 198V197H72ZM146 198V197H145ZM151 198H148L149 200L151 199ZM171 198V199H173L174 200V202L172 201V202H170V203H173L171 206L173 207V211H171V209H172V207H167L168 209L167 210H164V205H166V206H168L169 205V202L168 201H170L169 199ZM204 198V197H203ZM202 198V199H203ZM261 198V197H260ZM8 199H9V197H8ZM26 199V198H25ZM29 199V198H28ZM115 199V198H114ZM135 199V201H137L136 200V198H134ZM143 199V198H142ZM153 199V198H152ZM188 199H186V200H188ZM192 199V200H191ZM207 199V200H208ZM223 199V198H222ZM253 199H255V196L253 197ZM38 200V199H37ZM48 200V199H47ZM120 200V199H119ZM139 200V199H138ZM155 200H156V198H155ZM216 200V199H215ZM225 200V199H224ZM223 200V201H224ZM231 200V199H230ZM258 200V199H257ZM261 200V199H260ZM260 200H259V202H260ZM262 200H263V198H262ZM3 200H1V202H2ZM54 201V200H53ZM65 201V200H64ZM63 201V202H64ZM75 201V200H74ZM128 201V200H127ZM126 201V202H127ZM132 201H134V200H132ZM151 201V200H150ZM197 201V200H196ZM212 201V202H211ZM238 201V202H239ZM13 202H15V201H13ZM19 202H20V200H19ZM41 202V201H40ZM40 202H39V204H40ZM73 202V201H72ZM96 202V201H95ZM137 202H139V201H137ZM142 202V201H141ZM153 202V201H152ZM156 202V201H155ZM166 202H168L167 204H166ZM228 202H229V200H228ZM234 202V201H233ZM4 203H5V201H4ZM10 204H12V201L11 202H9ZM8 203V204H9ZM21 203V202H20ZM41 203H43L44 204V202H41ZM46 203V202H45ZM55 203V202H54ZM80 203V202H79ZM132 202H130V204H131ZM135 203V202H134ZM145 203V202H144ZM148 203H150V202H148ZM232 203V202H231ZM262 203V202H261ZM15 204V203H14ZM19 204V203H18ZM23 204V203H22ZM56 204V203H55ZM73 204V203H72ZM96 204V203H95ZM136 204V203H135ZM146 204V203H145ZM226 204V203H225ZM254 204V205H253ZM1 205V204H0ZM5 205V204H4ZM6 205H7V202H6ZM13 205V204H12ZM76 205V204H75ZM78 205V204H77ZM85 205V204H84ZM88 205V204H87ZM90 205H91V203H90ZM94 205V204H93ZM140 204L138 203V206H139ZM184 205H186L185 206V208H184ZM198 205H200V204H198ZM205 205V206H204ZM218 205V204H217ZM231 205V204H230ZM233 205V204H232ZM239 205V206H240ZM252 205L254 206L253 207V209H252ZM261 205V204H260ZM10 206V205H9ZM8 206V207H9ZM16 206H19V205H16ZM70 206H72V205H70ZM69 206V207H70ZM82 206V205H81ZM80 206V207H81ZM112 206H113V204H112ZM126 206H128V204L126 205ZM134 207H135V205H133ZM132 206V207H133ZM141 206H143V205H141ZM140 206V207H141ZM209 206V207H208ZM214 206H216V205H214ZM229 207V204L228 205H226L225 206V208H228ZM14 207V206H13ZM35 207H37V206H35ZM35 207H34V210H35ZM40 207V206H39ZM69 207H67V208H65V206H64V209H67L68 210V212H69ZM75 207V206H74ZM74 207H70V211H71V214L69 213H67V215H65V217H66V219L67 218H71V216H72V214H73V210H72V208H74ZM79 207V208H80ZM88 207V206H87ZM86 207V208H87ZM92 207V206H91ZM96 207V206H95ZM95 207H94V209L93 210H95ZM131 207V206H130ZM144 207V206H143ZM223 209H222V208ZM231 207H233V206H231ZM259 207V206H258ZM12 208V207H11ZM15 208V207H14ZM24 208V207H23ZM30 208V207H29ZM78 208V207H77ZM76 208V209H77ZM83 208H85V206L83 207ZM137 208V207H136ZM136 208H134V209H136ZM160 208V211L158 210ZM187 208V209H186ZM188 208H191V210L189 209L188 210ZM230 208V207H229ZM3 209V208H2ZM18 209V208H17ZM56 209V208H55ZM60 209V208H59ZM62 209H63V207H62ZM62 210V211H60V210H55V211H51V212H49V213H47V214H43L42 215V219L41 220H39V219H37V221H39L38 223H37V226L39 225H41L42 226V224L43 223H46L48 220H51V219H54V218H56V216H58V214L60 215V218L62 217L61 215L63 214V211H64V214H66V210ZM81 209H82V207H81ZM124 209H126V208H124ZM123 209V210H124ZM128 210H129V208H127ZM133 208H131V210H132ZM133 209V210H134ZM142 209V208H141ZM145 209V208H144ZM147 209V208H146ZM146 209L144 210V212H146ZM158 210L157 212H156V210ZM165 209H166V207H165ZM182 209H184L183 210V213L184 214H187V215H178V214H182ZM231 209V208H230ZM5 210V209H4ZM6 210H7V208H6ZM10 210V209H9ZM8 210V211H9ZM16 210V209H15ZM32 210V209H31ZM80 210V209H79ZM83 210V209H82ZM81 210V211H82ZM86 210V209H85ZM127 210V211H128ZM137 210V209H136ZM136 210H134L133 212H135ZM140 210V209H139ZM154 210V211H153ZM257 210V209H256ZM18 211H20V210H18ZM28 211V210H27ZM66 211V212H65ZM80 211V212H81ZM125 211V210H124ZM181 211V212H180ZM184 211H192L193 213H186V212H184ZM228 211V212H227ZM4 212V211H3ZM17 212V211H16ZM84 212V211H83ZM83 212H82V214H83ZM89 212H90V210L88 211V212H84L86 215H87V213L89 214ZM121 212V211H120ZM142 212V211H141ZM141 212H139V213H141ZM8 213V212H7ZM9 213H11V212H9ZM19 213V212H18ZM25 213V212H24ZM31 213V212H30ZM45 213H46V211H45ZM75 213V212H74ZM91 213V212H90ZM97 213V212H96ZM117 213V212H116ZM175 213L173 214L174 216H175ZM250 213H252V214H250ZM2 214V213H1ZM0 214V215H1ZM15 214H17V213H15ZM28 214V213H27ZM39 214V213H38ZM63 214V215H64ZM121 214V213H120ZM133 214V213H132ZM143 214V213H142ZM142 214H139V215H142ZM220 214V217H218V215ZM248 214V215H247ZM11 215V214H10ZM18 215V214H17ZM20 215H21V213H20ZM25 215V214H24ZM29 215V214H28ZM74 215V214H73ZM86 215H85V217H86ZM124 215V214H123ZM126 215H127V213H126ZM171 215V214H170ZM189 215H191V216H189ZM3 216V215H2ZM8 216V215H7ZM14 216V215H13ZM32 216V215H31ZM36 216V215H35ZM79 216V215H78ZM89 216V215H88ZM135 216H138L137 218H135ZM159 216V217H158ZM172 216V215H171ZM181 216V217H180ZM184 216V217H183ZM199 216L197 217V218H199ZM224 216H225V214H224ZM227 216V215H226ZM228 216H227V218L226 217H224V218H226V220H228L229 218H228ZM243 216V217H244ZM249 216V217H248ZM256 216V215H255ZM22 217V216H21ZM29 217V216H28ZM39 217V216H38ZM76 217V216H75ZM142 217V218H141ZM160 217H162V219H164L165 221H166V219H167V221L169 222H162L159 218ZM211 217V219H209V218H207V219H209V221L206 219V220H204L206 223L207 222H210V220H212L213 218ZM243 217H242V220H243ZM246 217H248L247 219H246ZM0 218H1V216H0ZM4 218V217H3ZM6 218V217H5ZM12 218V217H11ZM26 218V217H25ZM31 218V217H30ZM35 218H37V217H35ZM35 218H34V220H35ZM73 218V217H72ZM123 218V217H122ZM158 218V219H157ZM195 218V219H194ZM230 218V219H231ZM13 219H14V217H13ZM19 219V218H18ZM21 219V218H20ZM63 219V218H62ZM74 219V218H73ZM111 219V218H110ZM114 220H115V218H113ZM112 219V220H113ZM124 219V218H123ZM128 219V218H127ZM228 220V221H230V224H231V220ZM250 219V218H249ZM253 219V218H252ZM251 219V220H252ZM257 219V218H256ZM263 219V218H262ZM10 220V219H9ZM8 220V221H9ZM29 220V219H28ZM27 220V221H28ZM61 220V219H60ZM117 220V219H116ZM118 220H120V219H118ZM117 220V221H118ZM138 220V221H137ZM215 220V219H214ZM241 220V221H242ZM255 220V219H254ZM11 221H12V219H11ZM55 221V220H54ZM66 221V220H65ZM65 221L62 223V225H60L59 227H58V229L57 228H55V234L54 235H57L59 232V228H60V230L61 229H63V230H65V226H66V224H65ZM69 221H70V219H69ZM78 221V220H77ZM83 221V220H82ZM203 221V222H204ZM213 221V220H212ZM233 221V222H234ZM241 221H239V223H238V225H240V222ZM30 222V221H29ZM43 222V223H42ZM50 222V221H49ZM53 222V221H52ZM51 222V223H52ZM58 222V221H57ZM61 222V221H60ZM73 222V221H72ZM84 222H85V220H84ZM128 222V221H127ZM194 222H196V220L194 221ZM204 222V223H205ZM213 222H215V221H213ZM236 222H234V223H236ZM252 222H253V220H252ZM258 222V221H257ZM41 223V224H40ZM56 223V222H55ZM54 223V224H55ZM70 223V222H69ZM77 223V222H76ZM83 223V222H82ZM113 222H111V224H112ZM189 223H190V225H189ZM201 222H199V224H200ZM211 223V222H210ZM219 223V221L217 222V224ZM229 222H227V225L228 226H230V224H228ZM241 223H244V220H243V222H241ZM6 224V223H5ZM14 224V223H13ZM47 224V223H46ZM49 224V223H48ZM53 224V225H54ZM86 224V223H85ZM114 224V223H113ZM126 225H127V228H129V229H131L130 228V226L132 225L131 224V222H128V223H125ZM197 224L198 223H196V226H197ZM233 224V223H232ZM232 224H231V226L229 227L230 229H232L231 227H232ZM253 225H254V223H252ZM251 224V225H252ZM17 225V224H16ZM23 225V224H22ZM25 225H27V224H25ZM24 225V226H25ZM33 225H35V224H33ZM50 225V224H49ZM52 225V226H53ZM65 225V226H64ZM70 225V224H69ZM193 225H195V223L193 224ZM203 225V224H202ZM234 225V227H233V229L235 228V230L237 229L238 230V228H240L238 231H234L233 229H232V231L234 232L233 233V236H235V238H237L238 236H239V240H240V238H241V240H240V242H242L243 240L242 239H245V242H247L246 244H249V247L251 248V249H249L250 251L249 252H246V253H248L247 255H245L246 253H244L243 255L242 254H237V256L239 255L240 257H242V256H244V257H242V258H240L241 259V261L242 262H240L239 260L240 259H238L237 258V256H235V255H233L232 256V254H231V256L228 254V256H227V258L228 257H230V258H233L234 256H235V258L237 259V263H239V264H241V263H243V261H244V263L243 264H264V233H262L261 232V230L260 231H257L256 229H254L253 227H256L255 225H257V223L253 226H251V225H249L248 227H245V225H240L241 227H242V229H241V227L239 226L238 228H236L237 227V224H233ZM235 225H236V227H235ZM12 226V225H11ZM38 226V227H39ZM40 226V227H41ZM81 226V225H80ZM84 226V225H83ZM112 226V225H111ZM139 226V227H140ZM146 226V227H145ZM206 226V225H205ZM213 226V225H212ZM220 226V225H219ZM251 226V227H250ZM263 226V225H262ZM13 227V226H12ZM36 227V226H35ZM37 227V228H38ZM43 227V226H42ZM63 227V228H62ZM104 227V226H103ZM112 227H114V226H112ZM193 227V228H192ZM222 227V226H221ZM258 227V226H257ZM256 227V228H257ZM19 228V227H18ZM29 228H30V226H29ZM51 228V227H50ZM86 228V227H85ZM88 228H90V227H88ZM115 228V227H114ZM141 228H139V229H141ZM197 228H199V227H197ZM205 228V227H204ZM1 229V228H0ZM11 229V228H10ZM17 229V228H16ZM25 229H28L27 227L25 228ZM31 229H33V226L31 227ZM53 228H51V229H49V231L50 230H52ZM70 229H72V228H70ZM109 229H111V228H109ZM116 229V228H115ZM118 229V228H117ZM138 228H136V230L138 231L139 230ZM190 229V230H189ZM196 229V228H195ZM219 229V228H218ZM227 229H228V227H227ZM260 229V228H259ZM2 230H3V227H2ZM2 230H0V231H2ZM9 230V229H8ZM12 230V229H11ZM15 230V229H14ZM18 230V229H17ZM42 230V229H41ZM45 230V229H44ZM47 230V229H46ZM58 230V231H57ZM63 230H61V231H63ZM93 230V229H92ZM126 230V226L124 227V230H122L121 229V231H125ZM136 230H134V231H136ZM141 230V231H142ZM200 230V229H199ZM263 230V229H262ZM13 231V230H12ZM23 231V230H22ZM54 231V230H53ZM70 231V230H69ZM76 231H77V229H76ZM79 231H81L80 229H78V232ZM87 231V230H86ZM93 231H95V230H93ZM93 231H92V233H93ZM119 231V230H118ZM127 231H128V229L125 231V236L127 235V234H129L130 235V233L131 232H129V233H127ZM132 231V233L134 232L133 230H131ZM217 231V230H216ZM224 231V230H223ZM11 232V231H10ZM15 232H16V230H15ZM38 232V231H37ZM43 232V231H42ZM47 233H48V231H46ZM46 232H44V233H46ZM51 232V231H50ZM72 232V231H71ZM82 232H83V230L81 231V232H79L80 233V235L82 234ZM187 232H189L188 234H187ZM211 232H213V231H211ZM12 233V232H11ZM14 233V232H13ZM25 233V232H24ZM26 233H27V231H26ZM29 233V232H28ZM38 233H40V232H38ZM83 233H85V232H83ZM119 233V232H118ZM127 233V234H126ZM131 233V234H132ZM138 233V232H137ZM144 233V234H143ZM194 233V232H193ZM197 233H198V231H197ZM201 233H203V231L201 232ZM206 233V232H205ZM21 234V233H20ZM68 234H70V233H68ZM72 234V233H71ZM70 234V235H71ZM74 234H75V232H74ZM87 234V233H86ZM116 235H118L117 233H115ZM114 234V235H115ZM121 234H124L123 232L121 233ZM136 234V233H135ZM207 234V233H206ZM216 234V233H215ZM223 234V233H222ZM228 234V233H227ZM232 234V233H231ZM236 234V235H235ZM31 235H32V233H31ZM42 235V234H41ZM54 235H52V237H55ZM59 235H61L60 233H59ZM66 235V234H65ZM84 234H82L81 236H83ZM219 235V234H218ZM230 235V234H229ZM238 235V236H237ZM28 236V235H27ZM35 236V235H34ZM37 236V235H36ZM44 236H45V234H44ZM43 236V237H44ZM50 236H51V233H50ZM50 236H47V237H49V239H50ZM58 236V235H57ZM77 236H78V233H77ZM128 236V235H127ZM131 236V235H130ZM134 236V235H133ZM136 236H137V234H136ZM191 236H194V237H192L191 238ZM223 236H225V235H223ZM222 236V237H223ZM92 237V236H91ZM115 237V236H114ZM140 237V238H139ZM216 237V236H215ZM2 238V237H1ZM61 238H62V236H61ZM70 238H72V237H70ZM75 238V237H74ZM73 238V239H74ZM80 238H82V237H80ZM86 238V237H85ZM116 238V237H115ZM121 238H122V236H121ZM120 238V239H121ZM124 238V237H123ZM201 239V241L204 243V244H206V246H208V248L210 249H212V245H211V247L209 246L210 244H207L206 243V239ZM231 238V237H230ZM232 238H234V237H232ZM234 238V239H235ZM26 239V238H25ZM36 239V238H35ZM41 239V238H40ZM44 239V238H43ZM57 239H58V237H57ZM136 239V238H135ZM215 239V238H214ZM226 239V238H225ZM224 238L222 239V240H225ZM234 239H231V240H234ZM4 240V239H3ZM30 240H32V239H30ZM46 240V239H45ZM51 240H52V238H51ZM50 240V241H51ZM54 240V239H53ZM65 240V239H64ZM77 240V239H76ZM81 240V239H80ZM129 241V243H128V241ZM218 240H219V238H218ZM231 240H230V242L229 243H231ZM42 241V240H41ZM55 241V240H54ZM83 241V240H82ZM81 241V242H82ZM90 241H92V239L90 240ZM114 241H116V240H114ZM119 241V240H118ZM121 241V240H120ZM127 241V242H126ZM199 241V242H198ZM212 241V240H211ZM210 241V242H211ZM236 241H237V239H236ZM235 240H234V242L233 243H235L236 242ZM30 242V241H29ZM37 242V241H36ZM214 242V241H213ZM225 242H226V240H225ZM239 242V241H238ZM244 242V241H243ZM245 242L244 243H242V244H245ZM34 243V242H33ZM91 243V242H90ZM122 243V242H121ZM203 243H200V245L202 246L203 245ZM219 243H220V241H219ZM224 243V242H223ZM223 243L221 244L220 243V245L222 246L223 245ZM237 243V242H236ZM56 244H58V243H56ZM187 244V245H186ZM189 244V245H188ZM197 246H196V245ZM214 244V243H213ZM217 244H218V242H217ZM227 244H228V242H227ZM36 245V244H35ZM51 245H53V244H50V246ZM111 245V244H110ZM186 245V246H185ZM195 245V247L193 248V246ZM231 245V244H230ZM236 245V244H235ZM241 245V244H240ZM46 246V245H45ZM55 246V245H54ZM123 245H121V247H122ZM185 246V247H184ZM224 246H226V245H224ZM53 247V246H52ZM120 247V246H119ZM119 247H117V248H119ZM187 247V248H188ZM203 248H200V249H202V250H207V249H204V248H206V247H204V245L202 246ZM229 247V246H228ZM227 247V248H228ZM232 247V246H231ZM234 247V246H233ZM239 247V246H238ZM243 247V246H242ZM114 248V247H113ZM185 248V249H184ZM214 248H216V251L215 252H212V253H209L210 255L212 254H217V255H219L218 253H219V251H217V246H213V249H212V251H214L215 249ZM223 248V247H222ZM236 248V247H235ZM116 249V248H115ZM185 250L184 252L185 253H183V250ZM200 249H199V251H200ZM208 249V250H209ZM210 249V250H211ZM231 249H234V248H231ZM112 250V249H111ZM119 250H121V248L119 249ZM118 250V251H119ZM182 250V251H181ZM201 250V252L200 253H202L203 255L204 254H206V257H204V256H200L199 255V253H198V256H196L197 254V252L195 253V252H193V251H195V250H193V251H191V250H189L188 252H190L192 255L193 254H195L194 256H196L195 258H194V256H192L190 259H191V261L193 260L192 258H194V260H193V263H194V261H195V264H203V263H205V262H203V261H205V259H206V262H208V261H211V263L212 262H214L213 260H210L211 259V256L210 257H208L207 256V252L208 251H205L206 253H204V251H202ZM219 250H221V248H219ZM228 250V249H227ZM241 250H243V248L241 249ZM117 251V250H116ZM223 251H224V249H223ZM237 251H239V250H237ZM246 251V250H245ZM112 252H113V250H112ZM193 252V253H192ZM211 252V251H210ZM76 253V252H75ZM82 253H84V252H82ZM88 253V252H87ZM110 253V252H109ZM222 253L224 254V252H222V250H221V256H222ZM236 253V252H235ZM80 254H81V252H80ZM120 254V253H119ZM123 254V255H124ZM178 254H179V256H178ZM187 254H189V253H187ZM191 254H190V256H191ZM201 254V255H202ZM215 254V255H216ZM234 254V253H233ZM110 255V254H109ZM112 255V254H111ZM214 255V256H215ZM225 255V254H224ZM223 255V256H224ZM227 255V254H226ZM242 255V256H241ZM76 256V255H75ZM77 256H79V255H77ZM76 256V257H77ZM81 256V255H80ZM80 256H79V258H80ZM83 256V255H82ZM106 256V255H105ZM113 256V255H112ZM114 256H115V254H114ZM178 256V257H177ZM186 256V255H185ZM214 256H212L213 257V259L215 260V257ZM220 256V255H219ZM176 257H177V259H176ZM187 257V256H186ZM186 257H184V258H186ZM189 257V256H188ZM217 258H218V256H216ZM226 257V256H225ZM84 258V257H83ZM179 258V259H180ZM209 258V259H208ZM221 258H223V257H221ZM221 258L219 257L218 259L221 261ZM227 258H224L223 260H224V262L222 261V263L224 264V263H227V261H229L230 260V262L231 263H233V264H235V259L233 258V259H227ZM76 259V258H75ZM174 259V260H173ZM176 259V260H175ZM208 259V260H207ZM218 259H216L215 261V263L214 264H216L217 263V261H218ZM78 260V259H77ZM80 260V259H79ZM120 259H118V261H119ZM187 260H189V258L187 259ZM234 260V261H233ZM115 261H116V259H115ZM198 263H197V262ZM239 261V262H238ZM110 262V261H109ZM117 262V261H116ZM186 262V261H185ZM219 262V261H218ZM105 263H108V262H105ZM221 262H220V264H222ZM87 264V263H86ZM116 264V263H115ZM187 264V263H186ZM205 264H208V263H205ZM218 264V263H217ZM227 264H229V262L227 263Z\"/></svg>",
    "mask_w": 264,
    "mask_h": 264
}]
</instances>
